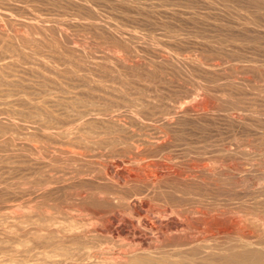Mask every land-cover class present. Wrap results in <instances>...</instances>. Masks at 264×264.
I'll return each mask as SVG.
<instances>
[{
  "label": "rangeland",
  "instance_id": "374dc122",
  "mask_svg": "<svg viewBox=\"0 0 264 264\" xmlns=\"http://www.w3.org/2000/svg\"><path fill=\"white\" fill-rule=\"evenodd\" d=\"M3 1L5 2V4L3 3ZM37 1L36 0L35 1L34 0H29V1L28 0H0V8H1L0 9V30H2V31L5 30L4 32H6V34L8 33L9 36L12 34L11 37H8L7 35H4V37H0V41L1 42L3 41V43H4L3 44L0 42V45H1L0 46V67H1L0 73H2V76L0 74V77H2V78H0V81H1L0 82V88H1L0 98L2 96V98L0 99V109H2V111H0V114H4V111H5V114L8 115V116L0 115V117L2 116V119L0 118L1 119L0 120L1 121L0 126L4 123L3 127L1 126V128H0L1 132H3V133L0 132V137L2 138V140L0 138V143H1L0 145L3 146V147L0 146V151H1L0 154H2V152L6 151V150H7V152H9V153L6 152L5 154L3 152L4 156H2L3 154L0 155L1 156L0 157V160H1L0 161V164H1L0 168H2V169H0L1 170L0 171V176H1L0 179L2 178L0 181V186H1L0 191H2L3 188L5 187L4 191L0 192L1 196H3V197L0 196V207L2 206L0 208V212H1L0 213V222H1L0 225L2 226L3 223H4L3 227L4 226L7 227L8 225H10V227L9 226L7 227V230L5 227L3 228L0 226L1 236H3V238H5V239L8 238L5 240L0 236V239H1L0 240V250L1 251L3 250V252L0 251V255L3 254L0 256V258L4 257V258L15 259V260L25 259L27 261H29V259L30 260L33 259L32 260L33 263L41 262V259L39 258L40 253H38L40 251L39 249H41V248H38L39 247V244L37 243L38 241L33 240L35 238H33L32 233L29 234L30 229L32 230L31 226H35L34 225L35 223H33V222L38 217L37 216L38 212L41 213V215L43 214L42 216H44L46 214L43 212L49 211V213H51V214H54V215L57 214V219L59 222H60V220H62L61 219V217H62V218H64V220H62V223H65V222L69 223L71 220L70 216L73 214L79 213L77 216L76 215H73V216H75V217H84L85 216L84 218H86V217L89 218V216H91V211L93 209H97V208L101 209L102 207L103 208L109 207L110 204L108 203L109 204L108 205L107 202H102V201L98 200L96 198L97 197L96 194L90 195V197L84 198L83 196L90 192L89 189L86 190L84 187H80L81 188L80 189L79 187L76 186L78 184L77 180L79 178L83 177L85 179V177L86 178L87 177H94V176L96 177L98 175L100 177V176L104 175V173H105L104 171H103L104 172L103 173L102 171H100V169L97 168V166H94V165L98 164V163H96L97 161H99V160L103 161L104 159L106 160V162H111L112 160H114L112 162H114V166H117V168H120L122 166L120 168V169H122L124 166L130 170L133 169L132 170L133 172L138 171L139 173H142L143 171H145V170H143V168H146L145 164L148 162H151V161L157 162V163L162 164V165L165 162H171L172 161L171 163L174 165L175 168L177 167L178 169L180 168L182 170H186V168L188 169L189 164L195 166V164L199 165V164H202L204 162H207V163L210 162V164H212V165H216V164L221 165V167L223 168V171L220 174L219 173L217 174V175H221V176H216V174H215L212 178H209V180L210 179L211 180H210V183H208L207 185L205 184V182H202V179L207 180L208 177H204V178L201 177L200 179H198V180H200V182L196 181L195 184H193L194 186L191 185L192 187L182 186L177 180L176 181L179 184L177 182H175L174 178H173L174 180L172 178L169 179V182L171 180H173V182L171 181V183H174V184L170 183V185L167 187L168 192H166L165 195L168 197H174V198L176 197L175 199H178L180 196V198L178 199L179 201H177V202L180 203L181 205L183 204L182 206H184V207H194L197 205L198 206L199 205H202V206L205 205V206H208V207L213 208V209L219 210V208H220V210L225 211L227 214V217H225V220L224 219L222 220V221H224V223L226 222L227 227H230L229 225H231V223L229 224V222H232V226H235L238 224V225L243 226V227L245 226V228L247 230L250 229L251 231L256 232V229L258 226L259 227L264 226V197H263L264 196V118H263L264 117V17H263L264 16V0H257V2H256V0H139V1L138 0H123V1L122 0H112V1L111 0H37ZM147 1H149V2L147 3ZM85 2H86V4H85ZM77 3H78V5H77ZM116 3H117V5H116ZM41 4H43V5L41 6ZM113 4L115 7H112ZM101 5H103V6H101ZM130 5L132 8H130ZM49 6H51V7H49ZM52 7H53V9H52ZM54 7H56V8H54ZM57 7H58V9H57ZM68 7L70 8V10ZM12 8H13V10H12ZM67 8H68V10H67ZM41 9H42V11H40ZM179 9H181V10H179ZM10 10H12V11H10ZM132 10H134V11L132 12ZM175 12H176V14H175ZM81 13H83V14H81ZM12 14H14V15H12ZM43 14H44V16H43ZM30 15H31V17H30ZM157 15H159V16H157ZM39 16H40V18H39ZM128 17H129V19H128ZM13 18H15V19H13ZM27 18H30V19L27 20ZM208 18H210V19H208ZM19 19L22 21H20ZM66 20L67 21L69 20V21L67 22ZM42 21H44V22H42ZM6 24H8V25H6ZM64 24H66V25H64ZM42 25H44L45 27ZM104 28L105 29L107 28V29L105 30ZM238 28H239V30H238ZM58 29H60V30H58ZM6 30H8V31H6ZM57 30L60 31V33ZM13 31H14V34H13ZM19 31L21 32V35H20ZM42 32L45 35H43ZM17 33H18V35H15ZM119 34H121V35H119ZM14 35H15V37H14ZM5 36H7L8 38H5ZM25 36H27L26 39H24ZM61 36H63V37H61ZM21 37H23V38H21ZM11 39H12V41L14 40L13 42H15V44L13 42L12 43L10 42ZM29 39H31V40L29 41ZM37 40H38V42H36L37 43L36 44L35 41H37ZM24 41H26V42L24 43ZM28 41H29V43H28ZM63 41H66L69 44V46H71L72 49L71 50L67 49V47H66V45H64ZM31 42H32V44H31ZM34 43H35V45H34ZM153 43H154V45H152ZM2 44L4 45L3 47H2ZM5 44L7 45V47L5 46ZM17 44H18L19 48H17L18 47ZM20 45H21V48H24L25 50L20 49ZM42 46L44 48H42ZM4 47H6L7 49H5ZM143 47H145V48H143ZM12 48L14 49V52H13ZM58 48H59V50H58ZM2 49H4V50H2ZM8 49H10V50L7 52ZM254 49H256V50H254ZM19 50H20L21 55H19L20 53H18ZM67 50L71 53H68ZM104 51H105V53H104ZM148 51H150V52H148ZM4 52L6 54H4ZM15 52H17V53H15ZM38 52H39L38 56H35V55H37L36 53H38ZM109 53L111 56H109ZM85 54H87V55H85ZM166 54H168V55H166ZM1 55H3V56H1ZM30 55H32V56H30ZM142 55H143V57H142ZM116 56H117V58L120 57L122 62H118L116 60L117 59ZM150 56L152 59L150 58ZM32 57H34V58H32ZM97 57H99L100 59H97ZM105 57L107 59H105ZM84 58H86V59H84ZM108 58H110V59L108 60ZM111 58H113V59L111 60ZM156 58H158V59H156ZM165 58H166V60H165ZM182 58L184 60H182ZM114 59H115V61H114ZM162 59L165 61H162ZM123 60H125V61H123ZM112 61H114V62L112 63ZM116 61H117V63H116ZM85 62H87V63H85ZM89 62H90L89 66L91 68L86 65ZM123 62H125V63L127 62L128 66ZM115 63L119 64V65H117L118 67L116 66L117 68L116 67L113 68V66L116 65ZM94 64L98 65V66H93ZM122 64H125L124 67L122 66ZM129 64L133 67V70L130 68L131 66ZM211 64H213V65H211ZM2 65H4V67H2ZM140 65H142V68L140 67ZM125 66H127L128 68ZM215 66H216V68L218 67L219 69H216ZM5 67H7V69L4 71H1V70H3V68L5 69ZM93 67H98V68H93ZM168 67L170 70L168 69ZM211 67H213V68L211 69ZM102 69L103 70L105 69V70L103 71ZM184 69H185V71H184ZM131 70L134 73H132ZM162 70H164V71H162ZM223 70H225V71H223ZM7 71H8V73H7ZM150 72H151V75H150ZM6 73L7 74L10 73L9 74L10 76L7 75ZM129 73L132 75H130ZM221 75H223L224 77H222ZM5 76H6L7 80H5V78H3ZM22 76H23V78H22ZM154 76H155V78H154ZM218 76H221V77H218ZM188 77H189V79H188ZM165 78L167 80V83H166ZM8 80H9V82H8ZM48 80H49V82H48ZM109 80H111V81H109ZM5 82L7 84H5ZM124 83H126V84L124 85ZM1 84L3 86H1ZM32 84H33V86H32ZM40 84H41V86H40ZM133 88H134V90H133ZM187 88H189V89H187ZM42 89L45 91H43ZM118 89H120V90H118ZM113 90H115V91H113ZM4 91L6 93H4ZM22 91H23V93H22ZM46 91H48V92H46ZM169 91L171 93H169ZM10 92L11 93L13 92V94L14 93L15 94L11 95ZM4 95L5 96L7 95L6 96L7 98L4 97ZM171 95H173V96H171ZM64 96H66V98ZM119 96L123 97V98H120ZM8 97H10V98L12 97V98L10 99ZM19 97H21V98H19ZM39 97H41V98H39ZM48 97H50V99ZM33 98H36V99L34 100ZM2 99H4V100H2ZM5 99H7V100H5ZM25 99L28 100L29 102H31V104L27 103L28 101H26ZM141 99H143V100H141ZM176 99H177V101H176ZM8 100L14 101V102H12V101L8 102L9 105H11L12 107L8 105V103H7ZM16 100H20V101L25 100V103H24V101L20 102V101H16ZM51 100H52V102H51ZM144 100H146L147 103L143 102ZM3 101H4V103H3ZM37 101H38V103H37ZM11 102L14 105L11 104ZM18 102H20L22 104L18 105L17 104ZM32 102H33V104H32ZM142 102H143V104H142ZM186 102L189 104H187ZM1 103H3V104H1ZM167 103H168V105H167ZM191 103H192V105H191ZM63 104H65L66 106ZM181 104H183V105L187 104V105L195 106V108L193 107L192 111L189 110L190 112L184 111L185 113L184 112L182 113L183 117L181 116V114H179L180 116H177L176 115L177 111L180 112V110H181V107H180V106H182ZM20 105H22L23 107ZM47 105L48 106L50 105V107H48ZM157 105H158V107H157ZM2 106H4V107H2ZM19 106H20V108H18ZM32 106H34V107H32ZM64 106L66 107V109L64 108ZM142 106H144V107H142ZM24 107H25V109H23ZM209 107H211L212 110ZM11 108H13V109H11ZM27 108L28 109L30 108L32 111H28V113L25 115L29 114L32 116V118L30 117L29 119H27V116H26L25 121L27 122V120H28L29 123L31 122L30 123L31 125L28 122L26 123L24 120L22 121V119H24L22 117L25 116L23 114V112L26 113L28 110ZM45 108H47V109H45ZM72 108H73V110H72ZM18 109H19V111L21 110L20 112H22V114L17 111ZM41 109L43 111L44 110L45 111L43 112V111H41ZM9 110L12 111V113L9 112ZM15 110H16V112H18L20 114L15 113ZM99 110H101V111H99ZM160 110H161V112H160ZM7 111H8V113H7ZM34 111H35V113H33ZM174 111H176V112H174ZM31 112L33 115L30 114ZM37 112L41 113V114H38ZM45 112L48 114L45 117L46 120L44 119L43 116H40V118H39V115H45ZM14 113H15V115L16 114H18V115L15 116ZM236 113H238V114H236ZM36 114H38V116ZM74 114H76V115H74ZM153 114H155V115H153ZM202 114H204V115H202ZM68 115H70V116L72 115V116L70 117ZM174 115H176V117ZM207 115H209V116H207ZM56 116L58 118H56ZM104 116H106V118ZM108 116L110 119L107 118ZM9 117H12V119H9ZM51 117L52 118L54 117L55 119L54 118L53 119L55 121L57 119V121L56 122L53 121ZM102 117H103V119H102ZM139 117H142V118H139ZM206 117L207 118L209 117V119L206 120L207 119ZM210 117H212V118H210ZM42 118L44 119L46 124H45V122L43 123ZM49 118L52 121L49 120ZM73 118H75V119H73ZM3 119H5V120L3 121ZM104 119H107V120H104ZM111 119H113V121L119 120L118 122H120L122 120L120 123L121 124L124 123V125H126V129L128 128L130 130V128H131L130 131H128V129H127V131L130 132V133H128L129 135L124 133L123 130L120 131V128L119 129L115 128L111 122L112 121ZM10 120L16 121L17 123H15L13 121H11V122H13L12 124L5 123V122L10 121ZM18 120H20V121H18ZM33 120L34 121L37 120V122H35L36 124L34 123ZM100 120H101V122H100ZM134 120H135V122H134ZM143 120H145V121H143ZM58 121H61V122L58 123ZM108 121H110V122H108ZM179 121H181V122H179ZM165 122H166V124H165ZM126 123H128L130 126ZM131 123H132V125H131ZM169 124H171V125H169ZM12 125H14V126H12ZM44 125H46V127ZM9 126L12 128L11 130H10ZM23 126H24V128H23ZM41 126H42V129H41ZM98 126H100V127H98ZM173 126H175V127H173ZM221 126H223V127H221ZM43 127L45 128V130H43L44 129ZM104 127H105V129H104ZM171 127H172V129L175 130V132H174L175 135L173 134V136L169 138V139L174 138L173 140L171 139L173 143L170 144L171 146L169 145L170 148H166L167 150L166 149H165V151L162 150L164 153L162 151H160V152H158L159 154H157V155L153 154L154 156H152V154L151 155L150 154L142 155L143 158H138V160L143 159L142 162L140 160L139 163L134 162V161L132 163V161L128 159V158L132 157L131 156L132 153H129V155H130L129 156L128 152H127V156L124 155L125 156L124 158H122L123 157L122 154H120L121 156L118 154V153H121L120 149H126L127 148V145H128L127 142H129L127 140L128 136L131 137V135L134 136L136 134V136L138 135L139 137H142V136L146 135L147 133H148V135L150 134V135L154 136V135H156V133L158 134V131L166 130L167 128H171ZM7 128H9V129H7ZM60 128H61V130H59ZM63 128H65V130H67V131L63 130ZM67 128H69V129H67ZM5 129L8 131H6ZM37 129H39V130H37ZM47 129H49V130L46 131ZM51 129H54V130L52 131ZM16 130H17V132L19 131L20 133L19 132L16 133L15 132ZM21 130L23 133L21 132ZM72 130H74V132ZM118 130L120 132H118ZM137 130H139L140 133ZM38 131H40V132H38ZM43 131H45L46 133ZM49 131L51 132L52 135L49 134L50 133ZM56 131H58V132H56ZM61 131H63L62 132L63 134L61 133ZM131 131H133V132H131ZM8 132H9V134H8ZM36 132H37V134H36ZM47 132L49 134L48 137L46 136V135H48ZM52 132H54L55 135ZM67 132H69L68 135L65 134ZM113 132H115V133H113ZM122 132H123V137H121ZM206 132H207V134H206ZM4 133H6L7 135ZM11 133H14V134H11ZM38 133H40L41 137L38 135ZM76 133H78L80 135H78ZM92 133H93V135H92ZM132 133H134V134H132ZM1 134H3V135H1ZM113 134H115V136H113ZM116 134L119 135V138L117 137L118 135H116ZM11 135L13 137L10 138L9 136H11ZM72 135L75 137H73ZM76 135H78V136H76ZM2 136H4V138ZM7 136H8V139H7ZM80 136H83V138H80ZM114 137L117 140L111 139ZM200 137H201V139H200ZM59 138H61V139H59ZM123 138L126 139L127 142ZM131 138H128V139L131 141L138 139V137H136V139H135V137L133 139H131ZM3 139L8 140V144H6L7 141L3 140ZM10 139L12 141L14 140L13 144H12V141ZM69 139L73 140V141H77L76 145H75L76 147L74 146V144L69 145V142H68ZM82 139H84V140H82ZM86 139H88V140H86ZM121 139L124 143L126 142L127 144L122 143V141H120ZM113 140H114V142H112ZM1 141H3V143L5 142L4 143L5 145ZM41 141H42V143H41ZM115 141H118V142H115ZM18 142L19 143L21 142V144L16 146V144H18ZM66 142H68V145L71 148H73L76 151L82 152V155L84 154L82 156L84 159H81L84 161V163L80 159L77 160V162L73 161V162H71V164H68V165H61L60 163H55V165H52L51 167H49V170H48V167L38 168L35 165L30 166V165H32V163L29 160H23L22 159L24 156L23 150H24V152H26L28 150L27 152L29 153L30 152L29 149L33 148L32 146L36 145V146H40V147L45 148L46 147L45 145L48 144L47 148H51V147H53V144H54L55 146H59V145L61 146L62 145V147H63L64 146L63 144H65ZM32 143H34V145ZM79 143L81 145L83 143V145H82L83 147L80 146ZM89 143H92V144H89ZM113 143H115V145ZM117 143L119 144V146L117 145ZM24 144H25V146H23ZM26 144H29L31 147L26 146ZM6 145H8V146L10 145V146L7 148ZM21 145L24 148L21 147ZM68 145L66 143L65 147H68ZM78 145H79V149H78ZM84 145H85V147H84ZM11 146H12V148H11ZM19 146H20V148H19ZM115 146H117V147H115ZM1 147L4 150H2ZM17 147L20 150V152H18L16 155ZM104 147H107V148H104ZM26 148H29V149H26ZM90 148L91 149L94 148V150H91ZM118 148H120V149H118ZM88 149H89V151H88ZM115 149H117V150H115ZM13 150L15 153L12 152L10 154V151H13ZM104 150H105V152H104ZM108 150H109V152H106ZM110 151H112V152L110 153ZM173 151H175V152H173ZM101 152H102V154H101ZM168 152H170L171 154ZM115 153H117V154H115ZM13 154L16 155L17 157L12 156ZM103 154H105V155H103ZM86 155H89V157ZM116 155H117V158H116ZM147 155H150V156L148 157ZM5 157H10L12 160H10V158L4 159ZM14 157H16L15 160L17 159L18 162H17V160L16 161L13 160ZM18 157H19V159H18ZM120 157H121V159L127 160V161H125V163L120 164L118 166V165H116V163H117V160L119 161ZM20 158L22 160H20ZM166 158H171L172 160L167 161ZM207 158H208V160H207ZM144 159H146V160L144 161ZM187 159H188V161H187ZM7 160H10V162ZM181 160H183V161H181ZM3 161H5L4 162L5 164L1 163ZM21 161H27V162L24 163ZM28 161L30 164L28 163ZM85 161L86 162L88 161V162L86 163ZM19 162H21V164ZM92 162H94V163H92ZM187 162H189V163H187ZM7 163L10 165H8ZM80 163L83 164L84 166L81 165ZM129 163L132 164V166L131 165L128 166ZM3 164L5 167L8 166V169H9V171H11V173H12V171H15V170H16V172L18 171V173L13 172V174H15V176L17 175L15 177L16 179L13 178L14 177L13 174H12L13 176H11V174L9 173L10 174V176H9L8 171H7L8 169H7V167H6V169L4 168V166L2 167ZM24 164L26 167L23 166ZM19 165H22V166H19ZM69 165L71 167H69ZM17 166H19L21 168V170L19 169V167L17 168ZM11 167L13 169H11ZM23 167L25 170L23 169ZM27 167H29V168H27ZM33 167H34V169H38V171L34 170ZM54 167L55 168L57 167L56 169H58V171L54 170L55 169ZM93 167H94V170H92ZM31 168L33 171L31 170ZM136 168H140V169L136 170ZM59 169H60V171H59ZM81 169L84 170V172L79 173L78 170H81ZM50 170H52V172H49ZM86 170L90 171V172H87ZM98 170L101 173H99ZM2 171H4L5 173ZM19 171H22V172H19ZM34 171H37V172H34ZM69 171H71V172H69ZM92 171L95 173L91 174V173H93ZM64 173L68 174V176H65ZM127 173L128 172H124V175H127ZM1 174H4V175H1ZM44 174H46L48 179L46 178V176ZM56 174H58V175H56ZM86 174L88 176H86ZM43 175H44V177H43ZM80 175H81V177H80ZM89 175H92V176H89ZM7 176L9 178H7ZM21 176H23V179L21 178ZM27 176L29 178L30 177L31 178L28 179ZM49 176H51L50 178H53V180H56V181L59 179L57 181L58 183L56 181H55L56 182L55 183L52 180L53 184H51V185L54 186L55 188H53L51 186V188H52L51 189L50 187L47 186V184L43 183L45 181V179H46V181L51 180L49 178ZM63 176L65 178H63ZM11 177L13 178V181H12ZM18 177H19V179H17ZM54 177H56V178H54ZM72 177H74V178H72ZM99 177L98 178L96 177V178L100 179ZM40 178H41V180L43 179L42 183H40V181H41V180H39ZM75 178H77V179H75ZM215 178H217V179H215ZM9 179L13 183H11L9 181ZM73 179H74V181H72ZM212 179L214 181L215 180L216 181L214 182ZM5 180L7 182H5ZM233 180H234V183H233ZM15 181L16 182L19 181L21 184H18L19 182L16 183ZM61 181H64L65 183L64 182L61 183ZM68 182H70V183L75 182L76 187H74L73 184H70ZM216 183H217V186H216ZM6 184H8V186ZM12 184H14V185L12 186ZM71 185H73V186H71ZM208 185H210V186L213 185V186L210 187ZM11 186H12V189L14 188L13 190L11 189ZM56 186H57V188H56ZM198 186H200V188ZM6 187L10 188L11 192L7 191ZM177 187H178V189H177ZM20 188L23 191H21ZM33 188L35 189L34 191H33ZM83 188H84L85 192H84ZM15 189H17V190H15ZM36 189H39V191L37 192ZM55 189H58V190H56V192H55ZM61 189H62V191H61ZM193 189H194V191H193ZM203 189H205V190H203ZM14 190H15V194L13 193ZM18 190H19L20 195H17V194H19L17 192ZM45 190H47V191L50 190L51 192L48 191L49 194L44 195V193H47V191H45ZM5 191H7V192L5 193ZM57 191L60 192L59 193L60 196L58 195ZM204 191H206V192H204ZM222 191H225V192H223V194H222ZM23 192H24V195H23ZM41 192H43L42 193L43 195L41 194ZM53 192L56 194H54ZM184 192H186V193H184ZM8 193H11L13 196L8 194ZM207 193H208V195H207ZM21 194H22V196H21ZM28 194L30 195V197ZM32 194H33V196H32ZM34 194H36L37 196ZM175 194H176V196H175ZM6 195H10V196H12V198H10V196L8 197ZM14 195H16V196L14 197ZM5 196H6V198H5ZM23 196H25V197H23ZM110 196L112 197V195H110ZM177 196H178V198H177ZM113 197H115L117 200L122 199L120 196L116 197V195L115 196L113 195ZM181 197H182L183 201H181ZM202 197H204V198H202ZM3 198H5V200ZM13 198H16V200ZM22 198H24V200ZM50 198H51V200H50ZM187 198H189V199L187 200ZM212 198H213V200H212ZM2 199L5 202L8 199L7 203L12 202V207H9V206H11V203L9 205L8 204L5 205L4 202L1 203ZM77 199L80 201H78ZM30 200L31 201L34 200L35 203L32 201V203H33L32 204ZM42 200H45V203ZM46 200L47 201L50 200V202H52L54 200V202L49 203L51 205V207H50V205L46 206V203H48ZM74 200L76 202H74ZM186 200L188 203L186 202ZM190 200H193V201H190ZM205 200H207V201H205ZM27 201H29V202H27ZM184 201H185V203H184ZM42 202H43V204H42ZM57 202H60V203H57ZM119 202H120V205L116 207L117 211L121 215L127 217L128 211L123 209L124 206H122V205H124L125 200L124 199L122 201L118 200V203ZM99 203H101V204H99ZM210 203L213 205L211 206ZM1 204H3V205H1ZM44 204H45L47 209L45 208ZM52 204H55V205L57 204V206L55 207ZM104 204H105V206H104ZM165 204L166 203L164 202L163 199H161V200L159 198H158V200L152 199V202H150V205H148V207H146V208H148V209L152 208L151 209V211H152V210L157 209V207L158 208L164 207ZM189 204L190 205L192 204L193 206L192 205L190 206ZM209 204H210V206H209ZM27 205H30V206H27ZM5 206H7V207H5ZM83 206H84V208H83ZM120 206H122V207H120ZM8 207H9V209H8ZM86 207L87 208L89 207L91 209V211L89 210V208H88V210H86L87 209ZM48 208H50V210ZM51 208H53V209H51ZM121 208H122V210L120 211ZM34 209H38V210L36 211ZM76 210H78V211H76ZM3 212H4V214H3ZM5 212H7V213L9 212V213L5 214ZM10 212H11V214H10ZM32 213H34L36 215L32 216V215H34ZM59 213L62 215H60ZM17 214H18V216H17ZM12 215H14V216H12ZM21 215L23 216V218L25 220L24 224L19 223V221L14 220L15 216H16V218L19 217L20 219H23ZM82 215H84V216H82ZM25 217L27 219H25ZM58 217H60V218H58ZM231 217H233L232 220H231ZM65 218H67L68 222L65 220ZM226 218H228L229 221H228V219L226 221ZM30 219H32L31 220L32 224H31ZM13 220L18 224V226L15 225L16 224L15 222L13 223ZM36 220L38 221V219H36ZM216 220H217V222H216ZM218 220L219 219L215 218L214 223H213V219L211 222L213 224L222 222L221 220H219V221ZM233 220L237 224H235ZM238 220H239V223H238ZM9 221L10 222L12 221L11 222L12 227H11V224ZM63 221H65V222H63ZM27 222H28V224L29 223L30 224L29 225L26 224ZM7 223H8V225H6ZM13 225H15V226H13ZM23 225H24V227H22ZM26 225L28 227L30 225L31 226L28 228ZM26 227H27V229H26ZM13 228H14V230H13ZM16 228L19 231H17ZM19 228L21 229V232H23V233L20 232ZM22 228H23V230H22ZM11 230H12V232H11ZM8 231H10V232H8ZM26 232H28V233L26 234ZM2 233H3V235H2ZM19 234H21V235H19ZM8 235H10L11 237ZM20 236H21V238H24L26 236L29 243H26L24 241H23V243H21L20 240H18L20 238ZM9 237L12 239L13 238H15V239L12 240ZM101 237H99V238L100 239H106V238H103V236H101ZM235 237L231 236V238H233L231 241H235V239H237ZM26 238H24V239H26ZM117 238H115V241H113L114 239L110 240V238H109L108 240L106 239L107 241L106 240H104V241L98 240L101 243L98 241L97 242L99 245L101 244L100 245L101 247L99 246L101 248V250H103V251L105 250V252H106L111 247L119 248L122 244L129 241L128 238H123V237H117ZM227 238H228L227 240L230 241L231 238L229 236H227ZM9 239L11 241V243H10L11 246L9 244L10 241L8 242ZM3 241H4V243H3ZM116 241H117V243H116ZM12 243H13V245H12ZM111 243H113V244H111ZM17 245H19V246H17ZM36 245H38V247H36ZM12 246H14V247L16 246L15 249L17 247H19L20 248L19 251L12 248ZM106 248H108V249H106ZM22 249L24 251H26V253L24 251H22ZM262 249L264 250V247ZM263 250H260V254H262V255H260L261 257H259V255L257 256V258L255 259L256 262H254L255 264H264V260H263L264 251ZM12 251H14V252L16 251L15 252L16 255ZM31 251L32 252L36 251V252L32 253ZM226 251L224 252L225 254L224 253L222 254L223 257L225 256L223 258V260L221 258V262H224V264L231 262V261H228L229 256L233 255L230 259H236L237 258L234 251H230V250H226ZM228 252H230L231 254H229ZM10 253H12L15 258L13 257V255L11 257H9L11 255ZM17 253H20V254L18 255ZM29 253H31V255H33V256L29 255ZM226 253H227V255H229L228 257L226 255ZM243 253H244L243 255H245V256L246 255L249 256V254H250L251 256H249V258L253 256L249 252L248 253L243 252ZM26 254H27V256L29 255V257L30 256L31 257L30 258L28 257L29 259L25 258V257H27ZM240 254H242V253L240 252ZM17 255H18V257H17ZM23 255H25L24 258H23ZM225 258L226 259L228 258V260H226ZM258 258H260L261 261ZM36 259H38V262ZM250 260H251V258H250ZM32 261L31 262L29 261V262L32 263ZM232 262H231V264H232ZM45 263H43V264H45ZM254 263H252V264H254ZM46 264H50V263H48V261H47ZM233 264H236V261H234Z\"/></svg>",
  "mask_w": 264,
  "mask_h": 264
},
{
  "label": "bare ground",
  "instance_id": "6f19581e",
  "mask_svg": "<svg viewBox=\"0 0 264 264\" xmlns=\"http://www.w3.org/2000/svg\"><path fill=\"white\" fill-rule=\"evenodd\" d=\"M29 1V0H28ZM35 1V0H34ZM37 1V0H36ZM112 1V0H111ZM123 1V0H122ZM139 1V0H138ZM22 2V1H21ZM38 2V1H37ZM55 2V1H54ZM59 2V1H58ZM57 2V3H58ZM121 2V1H120ZM133 2V1H132ZM149 1H147V3H148ZM204 2V1H203ZM256 2H257V0H256ZM3 3L5 4V2L3 1ZM23 3V2H22ZM28 3V2H27ZM34 3V2H33ZM43 3V2H42ZM100 3V2H99ZM98 3V4H99ZM105 3V2H104ZM118 3V2H117ZM117 3H116V5H117ZM125 3V2H124ZM155 3V2H154ZM153 3V4H154ZM247 3V2H246ZM7 4V3H6ZM51 4V3H50ZM56 4V3H55ZM59 4V3H58ZM68 4V3H67ZM72 4V3H71ZM85 4H86V2H85ZM142 4V3H141ZM161 4V3H160ZM165 4V3H164ZM191 4V3H190ZM17 5V4H16ZM28 5V4H27ZM43 4H41V6H42ZM77 5H78V3H77ZM80 5V4H79ZM89 5V4H88ZM93 5V4H92ZM135 5V4H134ZM144 5V4H143ZM223 5V4H222ZM29 6V5H28ZM27 6V7H28ZM39 6V5H38ZM47 6V5H46ZM52 6V5H51ZM51 6H49V7H51ZM68 6V5H67ZM73 6V5H72ZM76 6V5H75ZM81 6V5H80ZM101 6H103V5H101ZM120 6V5H119ZM141 6V5H140ZM139 6V7H140ZM148 6V5H147ZM189 6V5H188ZM238 6V5H237ZM12 7V6H11ZM20 7V6H19ZM23 7V6H22ZM21 7V8H22ZM48 7V6H47ZM112 7H115L114 6V4H113V6ZM123 7V6H122ZM136 7V6H135ZM151 7V6H150ZM153 7V6H152ZM54 8H56V7H54ZM69 8V7H68ZM68 8H67V10H68ZM120 8V7H119ZM118 8V9H119ZM130 8H132L131 7V5H130ZM148 8V7H147ZM154 8V7H153ZM157 8V7H156ZM201 8V7H200ZM227 8V7H226ZM251 8V7H250ZM1 9V8H0ZM7 9V8H6ZM16 9V8H15ZM48 9V8H47ZM46 9V10H47ZM52 9H53V7H52ZM57 9H58V7H57ZM109 9V8H108ZM123 9V8H122ZM146 9V8H145ZM199 9V8H198ZM241 9V8H240ZM12 10H13V8H12ZM12 10H10V11H12ZM34 10V9H33ZM39 10V9H38ZM69 10H70V8H69ZM75 10V9H74ZM88 10V9H87ZM114 10V9H113ZM117 10V9H116ZM131 10V9H130ZM135 10V9H134ZM134 10H132V12L134 11ZM139 10V9H138ZM176 10V9H175ZM179 10H181V9H179ZM221 10V9H220ZM227 10V9H226ZM229 10V9H228ZM249 10V9H248ZM26 11V10H25ZM31 11V10H30ZM40 11H42V9L40 10ZM73 11V10H72ZM81 11V10H80ZM98 11V10H97ZM104 11V10H103ZM183 11V10H182ZM212 11V10H211ZM261 11V10H260ZM131 12V11H130ZM163 12V11H162ZM179 12V11H178ZM24 13V12H23ZM27 13V12H26ZM128 13V12H127ZM135 13V12H134ZM241 13V12H240ZM35 14V13H34ZM81 14H83V13H81ZM96 14V13H95ZM111 14V13H110ZM141 14V13H140ZM173 14V13H172ZM175 14H176V12H175ZM182 14V13H181ZM12 15H14V14H12ZM20 15V14H19ZM33 15V14H32ZM226 15V14H225ZM43 16H44V14H43ZM54 16V15H53ZM63 16V15H62ZM113 16V15H112ZM111 16V17H112ZM151 16V15H150ZM157 16H159V15H157ZM156 16V17H157ZM177 16V15H176ZM15 17V16H14ZM20 17V16H19ZM30 17H31V15H30ZM36 17V16H35ZM70 17V16H69ZM83 17V16H82ZM175 17V16H174ZM190 17V16H189ZM221 17V16H220ZM264 17V16H263ZM22 18V17H21ZM39 18H40V16H39ZM105 18V17H104ZM219 18V17H218ZM13 19H15V18H13ZM30 18H27V20H29ZM36 19V18H35ZM34 19V20H35ZM45 19V18H44ZM106 19V18H105ZM128 19H129V17H128ZM136 19V18H135ZM208 19H210V18H208ZM5 20V19H4ZM20 20V19H19ZM40 20V19H39ZM88 20V19H87ZM7 21V20H6ZM20 21H22V20H20ZM67 21V20H66ZM69 21V20H68ZM67 21V22H68ZM72 21V20H71ZM107 21V20H106ZM186 21V20H185ZM195 21V20H194ZM217 21V20H216ZM42 22H44V21H42ZM47 22V21H46ZM60 22V21H59ZM238 22V21H237ZM8 23V22H7ZM26 23V22H25ZM33 23V22H32ZM71 23V22H70ZM107 23V22H106ZM158 23V22H157ZM162 23V22H161ZM207 23V22H206ZM53 24V23H52ZM68 24V23H67ZM76 24V23H75ZM108 24V23H107ZM117 24V23H116ZM6 25H8V24H6ZM64 25H66V24H64ZM79 25V24H78ZM84 25V24H83ZM129 25V24H128ZM42 26H44V25H42ZM69 26V25H68ZM110 26V25H109ZM228 26V25H227ZM8 27V26H7ZM12 27V26H11ZM10 27V28H11ZM45 27V26H44ZM83 27V26H82ZM143 27V26H142ZM197 27V26H196ZM9 28V27H8ZM47 28V27H46ZM189 28V27H188ZM2 29V28H1ZM4 29V28H3ZM12 29V28H11ZM19 29V28H18ZM48 29V28H47ZM83 29V28H82ZM99 29V28H98ZM102 29V28H101ZM105 29V28H104ZM107 29V28H106ZM105 29V30H106ZM232 29V28H231ZM234 29V28H233ZM25 30V29H24ZM55 30V29H54ZM58 30H60V29H58ZM57 30V31H58ZM86 30V29H85ZM117 30V29H116ZM238 30H239V28H238ZM5 31V30H4ZM4 31H2V30H0V37H4V35H7L8 37H11V35L9 36V34L7 33L6 34V32H4ZM6 31H8V30H6ZM16 31V30H15ZM50 31V30H49ZM112 31V30H111ZM244 31V30H243ZM20 32V31H19ZM31 32V31H30ZM59 33H60V31H58ZM126 32V31H125ZM257 32V31H256ZM29 33V32H28ZM37 33V32H36ZM43 33V32H42ZM51 33V32H50ZM58 33V34H59ZM254 33V32H253ZM13 34H14V31H13ZM114 34V33H113ZM224 34V33H223ZM239 34V33H238ZM15 35H18V33L17 34H15ZM15 35H14V37H15ZM20 35H21V32H20ZM19 35V36H20ZM23 35V34H22ZM43 35H45L44 33H43ZM119 35H121V34H119ZM246 35V34H245ZM255 35V34H254ZM7 36H5V38H8ZM256 36V35H255ZM254 36V37H255ZM26 37L27 36H25V38L24 39H26ZM31 37V36H30ZM38 37V36H37ZM40 37V36H39ZM61 37H63V36H61ZM70 37V36H69ZM253 37V36H252ZM21 38H23V37H21ZM36 38V37H35ZM99 38V37H98ZM218 38V37H217ZM216 38V39H217ZM71 39V38H70ZM133 39V38H132ZM136 39V38H135ZM149 39V38H148ZM172 39V38H171ZM251 39V38H250ZM31 39H29V41H30ZM33 40V39H32ZM58 40V39H57ZM105 40V39H104ZM109 40V39H108ZM146 40V39H145ZM153 40V39H152ZM14 41V40H13ZM12 41V39L10 40V42L12 43L13 42ZM29 41H28V43H29ZM42 41V40H41ZM74 41V40H73ZM137 41V40H136ZM1 42V41H0ZM26 41H24V43H25ZM36 42H38V40L37 41H35V43ZM52 42V41H51ZM64 42V45H66V47H67V49H69V50H71L72 48H71V46H69V44L66 42V41H63ZM71 42V41H70ZM165 42V41H164ZM182 42V41H181ZM213 42V41H212ZM1 43H3V41L1 42ZM14 44H15V42H13ZM19 43V42H18ZM35 43H34V45H35ZM124 43V42H123ZM138 43V42H137ZM151 43V42H150ZM149 43V44H150ZM204 43V42H203ZM4 44V43H3ZM2 44V47L4 46ZM31 44H32V42H31ZM37 44V43H36ZM39 44V43H38ZM40 45V44H39ZM49 45V44H48ZM152 45H154V43L152 44ZM230 45V44H229ZM1 46V45H0ZM5 46L7 47V45L5 44ZM17 46H18V44H17ZM73 46V45H72ZM151 46V45H150ZM1 47V48H2ZM6 47H4L5 49H7ZM16 47V46H15ZM79 47V46H78ZM85 47V46H84ZM252 47V46H251ZM10 48V47H9ZM17 48H19V46L17 47ZM26 48V47H25ZM42 48H44L43 46H42ZM83 48V47H82ZM125 48V47H124ZM142 48V47H141ZM143 48H145V47H143ZM159 48V47H158ZM162 48V47H161ZM189 48V47H188ZM196 48V47H195ZM20 49H24V48H21V45H20ZM38 49V48H37ZM46 49V48H45ZM62 49V48H61ZM97 49V48H96ZM132 49V48H131ZM2 50H4V49H2ZM10 49H8L7 50V52L9 51ZM12 50H13V52H14V49L12 48ZM18 50V49H17ZM25 50V49H24ZM31 50V49H30ZM29 50V51H30ZM41 50V49H40ZM44 50V49H43ZM58 50H59V48H58ZM83 50V49H82ZM81 50V51H82ZM230 50V49H229ZM254 50H256V49H254ZM68 51V50H67ZM66 51V52H67ZM75 51V50H74ZM106 51V50H105ZM105 51H104V53H105ZM161 51V50H160ZM248 51V50H247ZM250 51V50H249ZM259 51V50H258ZM36 52V51H35ZM53 52V51H52ZM103 52V51H102ZM148 52H150V51H148ZM147 52V53H148ZM165 52V51H164ZM193 52V51H192ZM254 52V51H253ZM15 53H17V52H15ZM18 53H20V50H19V52ZM34 53V52H33ZM68 53H71V52H69L68 51ZM114 53V52H113ZM134 53V52H133ZM144 53V52H143ZM146 53V52H145ZM245 53V52H244ZM4 54H6L5 52H4ZM28 54V53H27ZM37 55H35V56H38V54H39V52L38 53H36ZM60 54V53H59ZM154 54V53H153ZM152 54V55H153ZM171 54V53H170ZM186 54V53H185ZM18 55V54H17ZM16 55V56H17ZM19 55H21V53L19 54ZM58 55V54H57ZM61 55V54H60ZM85 55H87V54H85ZM155 55V54H154ZM166 55H168V54H166ZM225 55V54H224ZM1 56H3V55H1ZM5 56V55H4ZM30 56H32V55H30ZM75 56V55H74ZM81 56V55H80ZM109 56H111L110 55V53H109ZM121 56V55H120ZM165 56V55H164ZM190 56V55H189ZM239 56V55H238ZM256 56V55H255ZM6 57V56H5ZM13 57V56H12ZM48 57V56H47ZM52 57V56H51ZM56 57V56H55ZM86 57V56H85ZM108 57V56H107ZM142 57H143V55H142ZM147 57V56H146ZM155 57V56H154ZM153 57V58H154ZM161 57V56H160ZM163 57V56H162ZM206 57V56H205ZM241 57V56H240ZM22 58V57H21ZM32 58H34V57H32ZM59 58V57H58ZM70 58V57H69ZM87 58V57H86ZM86 58H84V59H86ZM104 58V57H103ZM115 58V57H114ZM116 58H117V56H116ZM115 58V59H116ZM150 58H151V56H150ZM168 58V57H167ZM175 58V57H174ZM233 58V57H232ZM244 58V57H243ZM9 59V58H8ZM23 59V58H22ZM51 59V58H50ZM56 59V58H55ZM90 59V58H89ZM97 59H100L99 57H97ZM105 59H107L106 57H105ZM110 58H108V60H109ZM113 58H111V60H112ZM115 59H114V61H115ZM123 59V58H122ZM152 59V58H151ZM156 59H158V58H156ZM169 59V58H168ZM173 59V58H172ZM5 60V59H4ZM7 60V59H6ZM35 60V59H34ZM92 60V59H91ZM118 62H122L121 61V58L119 57V58H117L116 59ZM165 60H166V58H165ZM165 60H163L162 59V61H165ZM170 60V59H169ZM174 60V59H173ZM177 60V59H176ZM175 60V61H176ZM182 60H184L183 58H182ZM13 61V60H12ZM63 61V60H62ZM104 61V60H103ZM114 61H112V63L114 62ZM117 61H116V63H117ZM123 61H125V60H123ZM139 61V60H138ZM172 61V60H171ZM178 61V60H177ZM66 62V61H65ZM108 62V61H107ZM110 62V61H109ZM130 62V61H129ZM142 62V61H141ZM219 62V61H218ZM63 63V62H62ZM85 63H87V62H85ZM115 63V64H116ZM123 63H125V62H123ZM139 63V62H138ZM153 63V62H152ZM181 63V62H180ZM198 63V62H197ZM60 64V63H59ZM77 64V63H76ZM89 64H90V62L88 63V64H86L87 66H89ZM93 64V63H92ZM126 65L128 64L127 62L125 63ZM125 64H122V66L124 67V65ZM156 64V63H155ZM164 64V63H163ZM179 64V63H178ZM190 64V63H189ZM227 64V63H226ZM11 65V64H10ZM75 65V64H74ZM113 65V64H112ZM117 65H119V64H116V65H114L113 66V68H115ZM121 65V64H120ZM130 65V64H129ZM139 65V64H138ZM211 65H213V64H211ZM257 65V64H256ZM6 66V65H5ZM78 66V65H77ZM93 66H98V65H93ZM128 66V65H127ZM127 66H125V67H127ZM131 66V65H130ZM134 66V65H133ZM155 66V65H154ZM168 66V65H167ZM182 66V65H181ZM186 66V65H185ZM2 67H4V65H2ZM43 67V66H42ZM90 67V66H89ZM118 67V66H117ZM116 67V68H117ZM137 67V66H136ZM140 67L142 68V65H140ZM151 67V66H150ZM184 67V66H183ZM188 67V66H187ZM1 68V67H0ZM91 68V67H90ZM93 68H98V67H93ZM128 68V67H127ZM126 68V69H127ZM132 70H133V67L131 66L130 67ZM206 68V67H205ZM213 67H211V69H212ZM215 68H216V66H215ZM7 69V67H5V69L3 68V70H1V71H4V70H6ZM12 69V68H11ZM26 69V68H25ZM84 69V68H83ZM149 69V68H148ZM147 69V70H148ZM168 69H169V67H168ZM183 69V68H182ZM190 69V68H189ZM204 69V68H203ZM216 69H219L218 67L216 68ZM215 69V70H216ZM17 70V69H16ZM103 70V69H102ZM105 70V69H104ZM103 70V71H104ZM132 70H131V72H132ZM170 70V69H169ZM181 70V69H180ZM197 70V69H196ZM207 70V69H206ZM14 71V70H13ZM23 71V70H22ZM49 71V70H48ZM127 71V70H126ZM162 71H164V70H162ZM184 71H185V69H184ZM199 71V70H198ZM208 71V70H207ZM214 71V70H213ZM222 71V70H221ZM223 71H225V70H223ZM230 71V70H229ZM247 71V70H246ZM20 72V71H19ZM25 72V71H24ZM35 72V71H34ZM69 72V71H68ZM89 72V71H88ZM128 72V71H127ZM130 72V73H131ZM139 72V71H138ZM137 72V73H138ZM141 72V71H140ZM147 72V71H146ZM180 72V71H179ZM4 73V72H3ZM7 73H8V71H7ZM6 73V74H7ZM27 73V72H26ZM37 73V72H36ZM129 73V74H130ZM132 73H134V72H132ZM169 73V72H168ZM182 73V72H181ZM208 73V72H207ZM237 73V72H236ZM244 73V72H243ZM1 74V76H2V73H0ZM10 74V73H9ZM9 74H7V75H9ZM28 74V73H27ZM51 74V73H50ZM143 74V73H142ZM149 74V73H148ZM170 74V73H169ZM176 74V73H175ZM195 74V73H194ZM214 74V73H213ZM4 75V74H3ZM13 75V74H12ZM56 75V74H55ZM62 75V74H61ZM95 75V74H94ZM97 75V74H96ZM99 75V74H98ZM112 75V74H111ZM110 75V76H111ZM117 75V74H116ZM130 75H132V74H130ZM150 75H151V72H150ZM157 75V74H156ZM190 75V74H189ZM246 75V74H245ZM10 76V75H9ZM8 76V77H9ZM75 76V75H74ZM101 76V75H100ZM104 76V75H103ZM102 76V77H103ZM142 76V75H141ZM144 76V75H143ZM162 76V75H161ZM168 76V75H167ZM214 76V75H213ZM222 77H224L223 75H221ZM221 76H218V77H221ZM99 77V76H98ZM101 77V78H102ZM148 77V76H147ZM203 77V76H202ZM212 77V76H211ZM0 78H2V77H0ZM3 78H5V80H7L6 79V76L5 77H3ZM22 78H23V76H22ZM44 78V77H43ZM108 78V77H107ZM110 78V77H109ZM137 78V77H136ZM154 78H155V76H154ZM195 78V77H194ZM145 79V78H144ZM184 79V78H183ZM188 79H189V77H188ZM202 79V78H201ZM205 79V78H204ZM239 79V78H238ZM15 80V79H14ZM47 80V79H46ZM56 80V79H55ZM70 80V79H69ZM123 80V79H122ZM139 80V79H138ZM150 80V79H149ZM159 80V79H158ZM165 80H166V78H165ZM221 80V79H220ZM3 81V80H2ZM35 81V80H34ZM53 81V80H52ZM74 81V80H73ZM106 81V80H105ZM104 81V82H105ZM109 81H111V80H109ZM119 81V80H118ZM121 81V80H120ZM160 81V80H159ZM192 81V80H191ZM212 81V80H211ZM214 81V80H213ZM222 81V80H221ZM1 82V81H0ZM4 82V81H3ZM7 82V81H6ZM5 82V84H7ZM8 82H9V80H8ZM15 82V81H14ZM42 82V81H41ZM48 82H49V80H48ZM57 82V81H56ZM89 82V81H88ZM124 82V81H123ZM129 82V81H128ZM141 82V81H140ZM244 82V81H243ZM83 83V82H82ZM122 83V82H121ZM166 83H167V80H166ZM171 83V82H170ZM206 83V82H205ZM3 84V83H2ZM1 84V86H3ZM11 84V83H10ZM24 84V83H23ZM57 84V83H56ZM63 84V83H62ZM69 84V83H68ZM91 84V83H90ZM120 84V83H119ZM126 83H124V85H125ZM140 84V83H139ZM138 84V85H139ZM143 84V83H142ZM174 84V83H173ZM21 85V84H20ZM85 85V84H84ZM88 85V84H87ZM110 85V84H109ZM128 85V84H127ZM179 85V84H178ZM19 86V85H18ZM32 86H33V84H32ZM40 86H41V84H40ZM56 86V85H55ZM54 86V87H55ZM122 86V85H121ZM144 86V85H143ZM147 86V85H146ZM191 86V85H190ZM197 86V85H196ZM47 87V86H46ZM77 87V86H76ZM91 87V86H90ZM217 87V86H216ZM230 87V86H229ZM4 88V87H3ZM2 88V89H3ZM32 88V87H31ZM53 88V87H52ZM75 88V87H74ZM73 88V89H74ZM97 88V87H96ZM102 88V87H101ZM100 88V89H101ZM143 88V87H142ZM147 88V87H146ZM149 88V87H148ZM24 89V88H23ZM27 89V88H26ZM51 89V88H50ZM104 89V88H103ZM116 89V88H115ZM126 89V88H125ZM131 89V88H130ZM138 89V88H137ZM141 89V88H140ZM187 89H189V88H187ZM212 89V88H211ZM217 89V88H216ZM43 90V89H42ZM47 90V89H46ZM62 90V89H61ZM95 90V89H94ZM102 90V89H101ZM118 90H120V89H118ZM129 90V89H128ZM133 90H134V88H133ZM151 90V89H150ZM149 90V91H150ZM172 90V89H171ZM209 90V89H208ZM213 90V89H212ZM231 90V89H230ZM0 91H1V88H0ZM3 91V90H2ZM34 91V90H33ZM43 91H45V90H43ZM113 91H115V90H113ZM178 91V90H177ZM189 91V90H188ZM227 91V90H226ZM9 92V91H8ZM16 92V91H15ZM25 92V91H24ZM41 92V91H40ZM46 92H48V91H46ZM83 92V91H82ZM118 92V91H117ZM120 92V91H119ZM221 92V91H220ZM1 93V92H0ZM4 93H6L5 91H4ZM18 93V92H17ZM20 93V92H19ZM22 93H23V91H22ZM43 93V92H42ZM41 93V94H42ZM108 93V92H107ZM116 93V92H115ZM132 93V92H131ZM137 93V92H136ZM169 93H171L170 91H169ZM175 93V92H174ZM10 94L11 95H14L13 94V92L11 93L10 92ZM38 94V93H37ZM40 94V93H39ZM85 94V93H84ZM83 94V95H84ZM139 94V93H138ZM184 94V93H183ZM8 95V94H7ZM6 95V96H7ZM24 95V94H23ZM94 95V94H93ZM119 95V94H118ZM5 95H4V97H6ZM9 96V95H8ZM16 96V95H15ZM14 96V97H15ZM44 96V95H43ZM46 96V95H45ZM88 96V95H87ZM148 96V95H147ZM167 96V95H166ZM171 96H173V95H171ZM186 96V95H185ZM224 96V95H223ZM13 97V96H12ZM11 97V98H12ZM54 97V96H53ZM65 98H66V96H64ZM95 97V96H94ZM120 97V96H119ZM118 97V98H119ZM194 97V96H193ZM207 97V96H206ZM1 98H2V96H1ZM0 98V99H1ZM7 98V97H6ZM8 98H10V97H8ZM10 98V99H11ZM19 98H21V97H19ZM18 98V99H19ZM32 98V97H31ZM39 98H41V97H39ZM46 98V97H45ZM49 99H50V97H48ZM61 98V97H60ZM70 98V97H69ZM97 98V97H96ZM102 98V97H101ZM120 98H123V97H120ZM126 98V97H125ZM169 98V97H168ZM34 100L36 99V98H33ZM2 100H4V99H2ZM5 100H7V99H5ZM26 100V99H25ZM25 100H23L24 101V103H25ZM78 100V99H77ZM107 100V99H106ZM126 100V99H125ZM141 100H143V99H141ZM154 100V99H153ZM187 100V99H186ZM226 100V99H225ZM10 101H12V100H10ZM9 100L7 101V103L8 102H10ZM16 101H20V100H16ZM15 101V102H16ZM23 101H20V102H23ZM26 101H28V100H26ZM46 101V100H45ZM48 101V100H47ZM109 101V100H108ZM127 101V100H126ZM169 101V100H168ZM176 101H177V99H176ZM216 101V100H215ZM6 102V101H5ZM12 102H14V101H12ZM11 102V104H13ZM20 102H18L17 104L19 105V104H22V103H20ZM40 102V101H39ZM49 102V101H48ZM47 102V103H48ZM51 102H52V100H51ZM59 102V101H58ZM130 102V101H129ZM143 102H146V100H144ZM143 102H142V104H143ZM149 102V101H148ZM185 102V101H184ZM3 103H4V101H3ZM3 103H1V104H3ZM6 103V104H7ZM23 103V104H24ZM27 103H30L31 104V102H27ZM37 103H38V101H37ZM76 103V102H75ZM101 103V102H100ZM114 103V102H113ZM134 103V102H133ZM147 103V102H146ZM187 103V102H186ZM16 104V103H15ZM32 104H33V102H32ZM52 104V103H51ZM83 104V103H82ZM95 104V103H94ZM93 104V105H94ZM104 104V103H103ZM102 104V105H103ZM108 104V103H107ZM136 104V103H135ZM174 104V103H173ZM187 104H189V103H187ZM183 105V104H181L182 106H180L181 107V110H180V112H178L177 111V116H180L179 114H181V116H182V113L185 111H192V108L194 107L195 108V106H191L192 105V103H191V105ZM194 104V103H193ZM217 104V103H216ZM5 105V104H4ZM8 105H9V103H8ZM14 105V104H13ZM29 105V104H28ZM37 105V104H36ZM63 105H65V104H63ZM86 105V104H85ZM122 105V104H121ZM129 105V104H128ZM131 105V104H130ZM145 105V104H144ZM154 105V104H153ZM165 105V104H164ZM167 105H168V103H167ZM170 105V104H169ZM196 105V104H195ZM9 106H11V105H9ZM20 106H22V105H20ZM20 106L18 107V108H20ZM25 106V105H24ZM48 106V105H47ZM61 106V105H60ZM59 106V107H60ZM66 106V105H65ZM64 106V108L66 109V107ZM71 106V105H70ZM96 106V105H95ZM110 106V105H109ZM119 106V105H118ZM136 106V105H135ZM138 106V105H137ZM141 106V105H140ZM171 106V105H170ZM2 107H4V106H2ZM12 107V106H11ZM15 107V106H14ZM23 107V106H22ZM21 107V108H22ZM32 107H34V106H32ZM48 107H50V105L48 106ZM84 107V106H83ZM100 107V106H99ZM104 107V106H103ZM142 107H144V106H142ZM156 107V106H155ZM157 107H158V105H157ZM172 107V106H171ZM218 107V106H217ZM9 108V107H8ZM7 108V109H8ZM116 108V107H115ZM114 108V109H115ZM122 108V107H121ZM130 108V107H129ZM140 108V107H139ZM151 108V107H150ZM167 108V107H166ZM178 108V107H177ZM176 108V109H177ZM209 108H211V107H209ZM5 109V108H4ZM3 109V110H4ZM10 109V108H9ZM11 109H13V108H11ZM23 109H25V107L23 108ZM28 109V108H27ZM26 109V110H27ZM30 109V108H29ZM27 110V112L26 113H24L23 112V114L25 115V114H27L28 113V111H32L31 109L30 110ZM37 109V108H36ZM40 109V108H39ZM38 109V110H39ZM45 109H47V108H45ZM54 109V108H53ZM52 109V110H53ZM90 109V108H89ZM93 109V108H92ZM117 109V108H116ZM127 109V108H126ZM216 109V108H215ZM6 110V109H5ZM25 110V111H26ZM64 110V109H63ZM62 110V111H63ZM72 110H73V108H72ZM71 110V111H72ZM98 110V109H97ZM107 110V109H106ZM112 110V109H111ZM135 110V109H134ZM175 110V109H174ZM211 110H212V108H211ZM219 110V109H218ZM0 111H2V109H0ZM18 112H20L19 111V109L17 110ZM23 111V110H22ZM41 111H43L42 109H41ZM45 111V110H44ZM43 111V112H44ZM49 111V110H48ZM76 111V110H75ZM83 111V110H82ZM99 111H101V110H99ZM143 111V110H142ZM141 111V112H142ZM189 111V112H190ZM197 111V110H196ZM9 112H11L12 113V111H10L9 110ZM18 112H16V110H15V113H18ZM39 112V111H38ZM37 112V113H38ZM50 112V111H49ZM65 112V111H64ZM84 112V111H83ZM90 112V111H89ZM154 112V111H153ZM160 112H161V110H160ZM174 112H176V111H174ZM184 112V113H185ZM199 112V111H198ZM223 112V111H222ZM7 113H8V111H7ZM15 113H14V115H15ZM21 114H22V112H20ZM20 113H18V114H20ZM33 113H35V111L33 112ZM75 113V112H74ZM96 113V112H95ZM203 113V112H202ZM211 113V112H210ZM18 114H16V115H18ZM30 114H32V112L30 113ZM38 114H41V113H38ZM38 114H36L37 116H38ZM50 114V113H49ZM69 114V113H68ZM77 114V113H76ZM76 114H74V115H76ZM88 114V113H87ZM90 114V113H89ZM158 114V113H157ZM164 114V113H163ZM196 114V113H195ZM198 114V113H197ZM214 114V113H213ZM236 114H238V113H236ZM0 115H6V116H8L7 114H5V111H4V114H0ZM15 115V116H16ZM23 115V116H24ZM33 115V114H32ZM35 115V116H36ZM46 115H48L46 112H45V115H39V118H40V116H43L44 117V119H45V117H46ZM52 115V114H51ZM81 115V114H80ZM85 115V114H84ZM98 115V114H97ZM114 115V114H113ZM136 115V114H135ZM153 115H155V114H153ZM176 115H174L175 117H176ZM189 115V114H188ZM202 115H204V114H202ZM201 115V116H202ZM240 115V114H239ZM11 116V115H10ZM27 116V119H29L30 117L32 118V116L31 115H25L24 117H22V118H24V119H22V121L24 120L25 121V117ZM29 116V117H28ZM53 116V115H52ZM68 116H70V115H68ZM72 116V115H71ZM70 116V117H71ZM87 116V115H86ZM111 116V115H110ZM199 116V115H198ZM207 116H209V115H207ZM234 116V115H233ZM250 116V115H249ZM4 117V116H3ZM79 117V116H78ZM105 118H106V116H104ZM125 117V116H124ZM173 117V116H172ZM183 117V116H182ZM205 117V116H204ZM238 117V116H237ZM1 119H2V116L0 117ZM15 118V117H14ZM19 118V117H18ZM21 118V117H20ZM35 118V117H34ZM38 118V119H39ZM48 118V117H47ZM52 118V117H51ZM54 118V117H53ZM52 118V120L53 121H55L54 119ZM56 118H58L57 116H56ZM107 118H109V116L107 117ZM112 118V117H111ZM116 118V117H115ZM139 118H142V117H139ZM162 118V117H161ZM169 118V117H168ZM207 118V117H206ZM210 118H212V117H210ZM231 118V117H230ZM248 118V117H247ZM264 118V117H263ZM0 119V120H1ZM9 119H12V117H9ZM37 119V120H38ZM43 119V118H42ZM44 119H43V123L45 122L44 121ZM73 119H75V118H73ZM72 119V120H73ZM102 119H103V117H102ZM110 119V118H109ZM182 119V118H181ZM190 119V118H189ZM209 119V117L206 119V120H208ZM239 119V118H238ZM251 119V118H250ZM5 119H3V121H4ZM37 120H33L34 121V123L35 122H37ZM46 120V119H45ZM49 120H51L50 118H49ZM51 120V121H52ZM71 120V119H70ZM104 120H107V119H104ZM112 121V124H113V126L115 127V128H120V131H122L123 130V132L124 133H126V134H128V133H130V132H128V131H130L131 130V128H130V130L128 129V131H127V129H126V125H124V123L123 124H121L120 122L122 121H120V122H118L117 120H115V121H113V119H111ZM126 120V119H125ZM136 120V119H135ZM135 120H134V122H135ZM147 120V119H146ZM177 120V119H176ZM195 120V119H194ZM213 120V119H212ZM243 120V119H242ZM11 121H13V120H10V121H7V122H5V123H7V124H12L13 122H15V123H17L16 121H13V122H11ZM18 121H20V120H18ZM56 121H57V119H56ZM55 121V122H56ZM74 121V120H73ZM72 121V122H73ZM76 121V120H75ZM83 121V120H82ZM98 121V120H97ZM140 121V120H139ZM143 121H145V120H143ZM211 121V120H210ZM258 121V120H257ZM26 122V121H25ZM27 122H28V120H27ZM26 122V123H27ZM59 122H61V121H58V123ZM100 122H101V120H100ZM108 122H110V121H108ZM138 122V121H137ZM179 122H181V121H179ZM204 122V121H203ZM208 122V121H207ZM206 122V123H207ZM0 123H1V121H0ZM14 123V124H15ZM29 123V122H28ZM31 123V122H30ZM29 123V124H30ZM33 123V124H34ZM42 123V124H43ZM64 123V122H63ZM78 123V122H77ZM170 123V122H169ZM4 124V123H3ZM3 124L1 125L2 127H3ZM36 124V123H35ZM38 124V123H37ZM45 124H46V122H45ZM65 124V123H64ZM73 124V123H72ZM91 124V123H90ZM126 124H128V123H126ZM165 124H166V122H165ZM178 124V123H177ZM18 125V124H17ZM31 125V124H30ZM29 125V126H30ZM57 125V124H56ZM76 125V124H75ZM102 125V124H101ZM109 125V124H108ZM129 125V124H128ZM131 125H132V123H131ZM169 125H171V124H169ZM176 125V124H175ZM179 125V124H178ZM219 125V124H218ZM223 125V124H222ZM1 126H0V128H1ZM6 126V125H5ZM11 126V125H10ZM9 126V127H10ZM12 126H14V125H12ZM27 126V125H26ZM36 126V125H35ZM38 126V125H37ZM45 127H46V125H44ZM82 126V125H81ZM80 126V127H81ZM112 126V125H111ZM112 126V127H113ZM130 126V125H129ZM204 126V125H203ZM247 126V125H246ZM18 127V126H17ZM16 127V128H17ZM20 127V126H19ZM22 127V126H21ZM40 127V126H39ZM66 127V126H65ZM98 127H100V126H98ZM103 127V126H102ZM101 127V128H102ZM137 127V126H136ZM173 127H175V126H173ZM184 127V126H183ZM201 127V126H200ZM221 127H223V126H221ZM5 128V127H4ZM23 128H24V126H23ZM27 128V127H26ZM25 128V129H26ZM29 128V127H28ZM44 128V127H43ZM50 128V127H49ZM71 128V127H70ZM88 128V127H87ZM100 128V129H101ZM134 128V127H133ZM166 128V127H165ZM3 129V128H2ZM7 129H9V128H7ZM12 128L10 127V130H11ZM15 129V128H14ZM22 129V128H21ZM31 129V128H30ZM41 129H42V126H41ZM40 129V130H41ZM67 129H69V128H67ZM76 129V128H75ZM104 129H105V127H104ZM114 129V128H113ZM208 129V128H207ZM4 130V129H3ZM6 130V129H5ZM20 130V129H19ZM37 130H39V129H37ZM43 130H45V128L43 129ZM49 129H47L46 131H48ZM52 131L54 130V129H51ZM57 130V129H56ZM59 130H61V128L59 129ZM63 130H65V128H63ZM80 130V129H79ZM83 130V129H82ZM115 130V129H114ZM150 130V129H149ZM183 130V129H182ZM209 130V129H208ZM207 130V131H208ZM220 130V129H219ZM6 131H8V130H6ZM13 131V130H12ZM27 131V130H26ZM42 131V130H41ZM65 131H67V130H65ZM64 131V132H65ZM69 131V130H68ZM73 132H74V130H72ZM90 131V130H89ZM92 131V130H91ZM108 131V130H107ZM110 131V130H109ZM119 130H118V132H120ZM135 131V130H134ZM137 131H139V130H137ZM217 131V130H216ZM0 132H1V130H0ZM14 132V131H13ZM16 133H18L17 132V130L15 131ZM21 132H22V130H21ZM32 132V131H31ZM38 132H40V131H38ZM43 132H45V131H43ZM50 132V131H49ZM56 132H58V131H56ZM63 131H61V133H62ZM70 132V131H69ZM69 132H67V133H65L66 135H68L69 134ZM96 132V131H95ZM104 132V131H103ZM123 132H122V136L121 137H123ZM131 132H133V131H131ZM174 132H175V130L174 129H172V127L171 128H167L166 130H161V131H158V134L156 133V135H148V133L146 134V135H144V136H142V137H139L138 135L136 136V134L133 136V135H131V137L130 136H128L127 137V140L130 142L131 140H129L128 138H131V139H133L134 137H135V139H136V137H138V139H136V140H134V141H131L130 143L129 142H127L126 141V139H124L127 143H128V145H127V148L126 149H120V148H118V149H120L121 150V153H118L119 155L120 154H122L123 155V157L122 158H124L125 156L124 155H126L127 156V152H128V155H129V153H132L131 154V158H128L129 160H131L132 161V163H133V161L134 162H137V163H139L140 162V160H138V158H143L142 157V155H146V154H152V156H154L153 154H159L158 152H160V151H162V150H164L165 151V149L166 148H170L169 147V145L170 144H172L173 142H172V140L174 139H169L170 137H172L173 136V134H174ZM181 132V131H180ZM186 132V131H185ZM211 132V131H210ZM213 132V131H212ZM227 132V131H226ZM1 133H3V132H1ZM20 133V132H19ZM23 133V132H22ZM35 133V132H34ZM46 133V132H45ZM53 134H54V132H52ZM60 133V132H59ZM71 133V132H70ZM106 133V132H105ZM113 133H115V132H113ZM117 133V132H116ZM135 133V132H134ZM134 133H132V134H134ZM139 133H140V131H139ZM138 133V134H139ZM205 133V132H204ZM209 133V132H208ZM4 134H6V133H4ZM8 134H9V132H8ZM11 134H14V133H11ZM36 134H37V132H36ZM47 134H48V132H47ZM49 134H51V132L49 133ZM49 134L48 135H46L47 137L49 136ZM63 134V133H62ZM76 134H78V133H76ZM90 134V133H89ZM98 134V133H97ZM104 134V133H103ZM145 134V133H144ZM194 134V133H193ZM206 134H207V132H206ZM1 135H3V134H1ZM7 135V134H6ZM32 135V134H31ZM34 135V134H33ZM38 135L40 136V133H38ZM52 135V134H51ZM55 135V134H54ZM78 135H80V134H78ZM78 135H76V136H78ZM92 135H93V133H92ZM99 135V134H98ZM97 135V136H98ZM116 135H118V134H116ZM175 135V134H174ZM189 135V134H188ZM202 135V134H201ZM215 135V134H214ZM218 135V134H217ZM30 136V135H29ZM37 136V135H36ZM38 136V137H39ZM43 136V135H42ZM45 136V135H44ZM57 136V135H56ZM73 136V135H72ZM113 136H115V134H113ZM125 136V135H124ZM141 136V135H140ZM208 136V135H207ZM210 136V135H209ZM3 138H4V136H2ZM6 137V136H5ZM10 138L11 137H13L12 135L11 136H9ZM34 137V136H33ZM41 137V136H40ZM73 137H75V136H73ZM99 137V136H98ZM112 137V136H111ZM118 138H119V135L117 136ZM197 137V136H196ZM1 138V137H0ZM50 138V137H49ZM56 138V137H55ZM80 138H83V136H80ZM79 138V139H80ZM105 138V137H104ZM180 138V137H179ZM7 139H8V136H7ZM13 139V138H12ZM25 139V138H24ZM47 139V138H46ZM51 139V138H50ZM59 139H61V138H59ZM111 139H115V140H117L115 137L114 138H111ZM200 139H201V137H200ZM1 140H2V138H1ZM3 140H6V139H3ZM11 140V139H10ZM16 140V139H15ZM30 140V139H29ZM48 140V139H47ZM46 140V141H47ZM57 140V139H56ZM63 140V139H62ZM66 140V139H65ZM82 140H84V139H82ZM81 140V141H82ZM86 140H88V139H86ZM7 141V143L6 144H8V140H6ZM12 141V140H11ZM14 141V140H13ZM13 141H12V144H13ZM22 141V140H21ZM54 141V140H53ZM103 141V140H102ZM119 141V140H118ZM118 141H115V142H118ZM120 141H122V139L120 140ZM195 141V140H194ZM2 143H3V141H1ZM23 142V141H22ZM25 142V141H24ZM40 142V141H39ZM57 142V141H56ZM64 142V141H63ZM68 142H69V145H73L74 144V146L76 145V142L77 141H73V140H68ZM68 142H66L67 143V145H68ZM91 142V141H90ZM112 142H114V140L112 141ZM111 142V143H112ZM125 142V143H126ZM176 142V141H175ZM197 142V141H196ZM216 142V141H215ZM214 142V143H215ZM5 143V142H4ZM3 143V144H4ZM41 143H42V141H41ZM52 143V142H51ZM65 143V144H66ZM71 143V144H70ZM81 143V142H80ZM79 143V144H80ZM87 143V142H86ZM104 143V142H103ZM102 143V144H103ZM122 143H124L123 141H122ZM124 143V144H125ZM126 143V144H127ZM198 143V142H197ZM204 143V142H203ZM220 143V142H219ZM1 144V143H0ZM11 144V145H12ZM15 144V143H14ZM19 144H21V142L19 143L18 142V144H16V146H18ZM23 144V143H22ZM33 145H34V143H32ZM31 144V145H32ZM63 144V143H62ZM65 144H63L64 146L62 147V145L60 146H55L54 144H53V147H51V148H47L48 146V144H44L46 147L45 148H43V147H40V146H32L33 148H26V149H29V153L27 152H24V150H23V153H24V156H23V160H29L31 163H32V165H30V166H33V165H35L36 167H38V168H44V167H48V170H49V167H51L52 165H55V163H60L61 165H68V164H71V162H73V161H76L77 162V160H81V159H84L82 156L84 155H82V152H79V151H76V150H74L73 148H71L69 145H68V147H65ZM89 144H92V143H89ZM98 144V143H97ZM114 145H115V143H113ZM112 144V145H113ZM5 145V144H4ZM40 145V144H39ZM51 145V144H50ZM82 145H83V143H82ZM81 144H80V146H82ZM117 145L119 146V144L117 143ZM193 145V144H192ZM0 146H2V145H0ZM7 146V148L10 146H8V145H6ZM5 146V147H6ZM23 146H25V144L23 145ZM22 145H21V147H23ZM26 146H30L29 144H26ZM90 146V145H89ZM99 146V145H98ZM101 146V145H100ZM124 146V145H123ZM171 146V145H170ZM173 146V145H172ZM202 146V145H201ZM213 146V145H212ZM3 147V146H2ZM1 147V148H2ZM15 147V146H14ZM31 147V146H30ZM70 147V148H69ZM76 147V146H75ZM83 147V146H82ZM81 147V148H82ZM84 147H85V145H84ZM115 147H117V146H115ZM215 147V146H214ZM11 148H12V146H11ZM19 148H20V146H19ZM24 148V147H23ZM22 148V149H23ZM87 148V147H86ZM101 148V147H100ZM104 148H107V147H104ZM114 148V147H113ZM46 149V150H45ZM78 149H79V145H78ZM91 149V148H90ZM109 149V148H108ZM175 149V148H174ZM173 149V150H174ZM195 149V148H194ZM205 149V148H204ZM222 149V148H221ZM2 150H4L3 148H2ZM12 150V149H11ZM19 149H18V147H17V149H16V155H17V153L18 152H20V150L18 151ZM45 150V151H44ZM91 150H94V148L93 149H91ZM115 150H117V149H115ZM167 150V149H166ZM203 150V149H202ZM9 151V150H8ZM22 151V150H21ZM87 151V150H86ZM88 151H89V149H88ZM96 151V150H95ZM101 151V150H100ZM169 151V150H168ZM181 151V150H180ZM4 152V154L7 152V150L6 151H3ZM3 152H2V154H3ZM12 152H14V150L13 151H10V154L12 153ZM98 152V151H97ZM103 152V151H102ZM102 152H101V154H102ZM104 152H105V150H104ZM106 152H109V150L108 151H106ZM112 151H110V153H111ZM163 152V151H162ZM173 152H175V151H173ZM214 152V151H213ZM0 153H1V151H0ZM7 153H9V152H7ZM15 153V152H14ZM26 153V154H25ZM90 153V152H89ZM114 153V152H113ZM117 153H115V154H117ZM164 153V152H163ZM168 153H170V152H168ZM205 153V152H204ZM208 153V152H207ZM2 154H0V155H2ZM4 154L2 155V156H4ZM161 154V153H160ZM171 154V153H170ZM203 154V153H202ZM7 155V154H6ZM9 155V154H8ZM16 155H12V156H16ZM19 155V154H18ZM23 155V154H22ZM21 155V156H22ZM103 155H105V154H103ZM150 155H147L148 157L150 156ZM169 155V154H168ZM181 155V154H180ZM207 155V154H206ZM226 155V154H225ZM20 156V157H21ZM86 156H88L89 157V155H86ZM91 156V155H90ZM100 156V155H99ZM111 156V155H110ZM121 156V155H120ZM130 156V155H129ZM1 157V156H0ZM17 157V156H16ZM16 157H14V159L13 160H15V158ZM115 157V156H114ZM145 157V156H144ZM8 159V158H10V157H5L4 159ZM107 158V157H106ZM109 158V157H108ZM116 158H117V155H116ZM127 158V157H126ZM125 158V159H126ZM147 158V157H146ZM154 158V157H153ZM156 158V157H155ZM211 158V157H210ZM2 159V158H1ZM18 159H19V157H18ZM21 158H20V160H22ZM86 159V158H85ZM110 159V158H109ZM119 159V158H118ZM120 159H121V157H120ZM119 159V161L117 160V163H116V165H120V164H123V163H125V161H127V160H123V159H121L120 160ZM150 159V158H149ZM167 159V161L169 160V161H171L172 159L171 158H166ZM186 159V158H185ZM201 159V158H200ZM218 159V158H217ZM10 160H12L11 158H10ZM10 160H7V161H9L10 162ZM17 160V159H16ZM15 160V161H16ZM96 160V159H95ZM94 160V161H95ZM116 160V159H115ZM143 160V159H142ZM142 160H141V162H142ZM146 159H144V161H145ZM151 160V159H150ZM153 160V159H152ZM160 160V159H159ZM158 160V161H159ZM194 160V159H193ZM207 160H208V158H207ZM214 160V159H213ZM1 161V160H0ZM29 161H28V163H29ZM83 163H84V161L83 160H81ZM80 161V162H81ZM97 161V160H96ZM110 161V160H109ZM112 161H114V160H112ZM106 162V160L104 159L103 161H97L96 163H98L97 165H94V166H97V168L98 169H100V171H104L103 173H104V175H102V176H100L99 177V175L98 176H96L97 178L99 177L100 179H97L95 176V178L94 177H85V179L82 177V178H79L78 180H77V182H78V184L76 185V183L75 182H73V183H70V182H68V183H70V184H73L74 185V187H84L86 190L87 189H89V193H87L86 195H84L83 197L84 198H86V197H90V195H95L96 194V198L98 199V200H100V201H102V202H107V204L109 203L110 204V206L109 207H105V208H101V209H99V208H97V209H93L92 211H91V209L89 208V210L91 211V216H89V218L88 217H86V218H84L85 216L84 215H82V216H84V217H75V216H73V215H78L79 213H77V214H73V215H69L70 217H71V220H70V222L69 223H66L65 221H63V222H65V223H62V220H64V218H62L61 217V219L62 220H60V222L58 221V219H57V214L56 215H54V214H51V213H49V211H46V212H43V213H45L46 215H44V216H42L41 215V213H37V218L36 219H38V221L35 219V221L33 222V223H35L34 225L35 226H31L32 227V230L30 229V231H29V234H31L32 233V236H33V238H35V239H33V240H36V241H38L37 243L39 244V247H38V245H36V247H38V248H41V249H39L40 251L38 252V253H40L39 254V258L41 259V262H38V259H36L37 260V262L38 263H33V259L32 260H30L29 258L31 257V256H33V255H31V253H29V255H31L30 257H29V255L27 256V254H26V256L27 257H25V255H23V258L25 257V258H28L29 259V261L31 262L32 261V263H30L29 261H27V260H25V259H20V260H18L17 258V260H15V259H10V258H0V264H43V263H47V261H48V263H50V264H224V262H221V258H222V260H223V258L225 257H223L222 256V254L226 251V250H230V251H234V253L236 254V256H237V258L236 259H230L232 256H229V255H227V253H226V255H227V257L229 258V260H228V258L226 259V260H228V261H233L232 262V264L234 263V261H236V264H252V263H254V262H256L255 261V259L257 258V256L259 255V257H261L260 255H262V254H260V250H263L262 248L264 247V226H262V227H259L258 225V227H257V229H256V232L255 231H251L250 229L249 230H247L246 228H245V226L243 227V226H240V225H238L237 223H235V221H234V223L235 224H237V225H235V226H232V222H229V224L231 223V225H229L230 227H227V224H226V222L224 223V221H222L223 219L225 220V217H227V214H226V212L225 211H223V210H220V208H219V210L218 209H213V208H210V207H208V206H202V205H197V206H194V207H184V206H182L180 203H178L177 201H179L178 199L180 198V196H179V198H178V196H177V198L178 199H175L174 197H168V196H166L165 195V193L166 192H168V186L170 185V183H171V181L173 182V180L175 179V182H179L182 186H190V187H192L191 185H193V184H195V182L196 181H199L200 182V180H198V179H200L201 177H208V179L207 180H204V179H202V182H205V184L207 185L208 183H210V180H209V178H212L215 174H216V176H221V175H217L218 173L220 174L222 171H223V168L221 167V165H212V164H210V162L209 163H207V162H204V163H202V164H195V166L194 165H190L189 164V168L187 169L186 168V170H182V169H178L177 167L175 168L174 167V165L171 163V162H165L163 165L162 164H159V163H157V162H148V163H146L145 164V167L146 168H143V170H145V171H143L142 173H139L138 171H132V170H130V169H128V168H126V167H124L123 166V168L122 169H120V168H117V166H114V162ZM154 161V160H153ZM181 161H183V160H181ZM186 161V160H185ZM187 161H188V159H187ZM204 161V160H203ZM220 161V160H219ZM223 161V160H222ZM5 161H3V162H1V163H4ZM17 162H18V160H17ZM21 162H27V161H21ZM21 162H19L20 164H21ZM86 162V161H85ZM88 162V161H87ZM86 162V163H87ZM116 162V161H115ZM130 162V161H129ZM161 162V161H160ZM224 162V161H223ZM92 163H94V162H92ZM131 163V162H130ZM129 163V165L128 166H132V164H130ZM187 163H189V162H187ZM214 163V162H213ZM217 163V162H216ZM5 164V163H4ZM4 164L2 165V167L4 166ZM8 164V163H7ZM16 164V163H15ZM14 164V165H15ZM27 164V163H26ZM30 164V163H29ZM81 164V163H80ZM79 164V165H80ZM90 164V163H89ZM215 164V163H214ZM1 165V164H0ZM8 165H10V164H8ZM12 165V164H11ZM17 165V164H16ZM15 165V166H16ZM75 165V164H74ZM81 165H83V164H81ZM91 165V164H90ZM126 165V164H125ZM187 165V164H186ZM19 166H22V165H19ZM19 166H17V168L19 167ZM23 166H25V164L23 165ZM29 166V167H30ZM77 166V165H76ZM84 166V165H83ZM138 166V165H137ZM136 166V167H137ZM252 166V165H251ZM7 167V169H8V166H6ZM6 167L4 166V168L6 169ZM26 167V166H25ZM29 167H27V168H29ZM35 167V168H36ZM69 167H71L70 165H69ZM91 167V166H90ZM3 168V169H4ZM10 168V167H9ZM15 168V167H14ZM26 168V169H27ZM55 168V167H54ZM57 168V167H56ZM54 169V170H57L58 171V169ZM87 168V167H86ZM134 168V167H133ZM226 168V167H225ZM0 169H2V168H0ZM11 169H13L12 167H11ZM10 169V170H11ZM19 169L21 170V168L19 167ZM23 169H24V167H23ZM33 169H34V167H33ZM51 169V168H50ZM138 169H140V168H136V170H138ZM257 169V168H256ZM25 170V169H24ZM31 170H32V168H31ZM34 170H37L38 171V169H34ZM46 170V169H45ZM47 170V171H48ZM92 170H94V167H93V169ZM142 170V169H141ZM231 170V169H230ZM233 170V169H232ZM1 171V170H0ZM8 171V174L10 173L11 174V176H13L14 175V177L13 178H15L16 176H15V174H13V172L15 173L16 172V170L15 171H12V173H11V171H9V169L7 170ZM33 171V170H32ZM37 171H34V172H37ZM59 171H60V169H59ZM72 171V170H71ZM71 171H69V172H71ZM74 171V170H73ZM87 171V170H86ZM99 171V170H98ZM99 171V173H101ZM227 171V170H226ZM2 172H4V171H2ZM1 172V173H2ZM19 172H22V171H19ZM45 172V171H44ZM49 172H52V170H50ZM48 172V173H49ZM63 172V171H62ZM77 172V171H76ZM78 172L79 173H81V172H84V170H78ZM77 172V173H78ZM87 172H90V171H87ZM93 172V171H92ZM124 172H128L127 173V175H124ZM141 172V171H140ZM5 173V172H4ZM16 173H18V171L16 172ZM41 173V172H40ZM47 173V174H48ZM54 173V172H53ZM95 172H93V173H91V174H94ZM226 173V172H225ZM241 173V172H240ZM7 174V173H6ZM10 174H9V176H10ZM13 174V175H12ZM50 174V173H49ZM55 174V173H54ZM59 174V173H58ZM58 174H56V175H58ZM65 174V173H64ZM71 174V173H70ZM89 174V173H88ZM227 174V173H226ZM1 175H4V174H1ZM19 175V174H18ZM23 175V174H22ZM27 175V174H26ZM30 175V174H29ZM33 175V174H32ZM40 175V174H39ZM38 175V176H39ZM45 176H46V174H44ZM44 175H43V177H44ZM34 176V175H33ZM52 176V175H51ZM51 176H49V178L51 177ZM65 176H68V174H65ZM74 176V175H73ZM86 176H88L87 174H86ZM89 176H92V175H89ZM215 176V177H216ZM224 176V175H223ZM226 176V175H225ZM1 177V176H0ZM3 177V176H2ZM5 177V176H4ZM28 177V176H27ZM57 177V176H56ZM56 177H54V178H56ZM60 177V176H59ZM76 177V176H75ZM80 177H81V175H80ZM7 178H9L8 176H7ZM12 178V177H11ZM10 178V179H11ZM13 178H12V181H13ZM21 178L23 179V176H21ZM31 178V177H30ZM29 177H28V179H30ZM34 178V177H33ZM46 178H47V176H46ZM63 178H65L64 176H63ZM72 178H74V177H72ZM78 178V177H77ZM77 178H75V179H77ZM173 179V180H171L170 182H169V179ZM2 179V178H1ZM1 179H0V181H1ZM4 179V178H3ZM6 179V178H5ZM10 179H9V181H10ZM16 179V178H15ZM14 179V180H15ZM17 179H19V177L17 178ZM48 179V178H47ZM51 180H47L46 181V179H45V181L43 182L44 184H47V186L48 187H50L51 188V184H53L52 183V180H53V178H50ZM215 179H217V178H215ZM8 180V179H7ZM39 180H41V178L39 179ZM38 180V181H39ZM59 180V179H58ZM57 180V181H58ZM67 180V179H66ZM177 180V181H176ZM209 180V181H208ZM213 180V179H212ZM224 180V179H223ZM20 181V180H19ZM19 181H17V182H19ZM23 181V180H22ZM21 181V182H22ZM25 181V180H24ZM28 181V180H27ZM42 181H43V179L40 181V183H42ZM54 182L56 181V180H53ZM56 181V182H57ZM70 181V180H69ZM72 181H74V179L72 180ZM76 181V180H75ZM208 181V182H207ZM214 181V180H213ZM216 181V180H215ZM214 181V182H215ZM5 182H7L6 180H5ZM11 182V181H10ZM16 182V181H15ZM16 182V183H17ZM37 182V181H36ZM46 182V183H45ZM55 182V183H56ZM62 182H64V181H61V183ZM177 182V183H178ZM240 182V181H239ZM11 183H13V182H11ZM39 183V182H38ZM58 183V182H57ZM65 183V182H64ZM75 183V184H74ZM176 183V184H177ZM178 183V184H179ZM233 183H234V180H233ZM3 184V183H2ZM5 184V183H4ZM9 184V183H8ZM8 184H6L7 186H8ZM18 184H21L20 182L18 183ZM67 184V183H66ZM171 184H174V183H171ZM200 184V183H199ZM198 184V185H199ZM230 184V183H229ZM11 185V184H10ZM9 185V186H10ZM14 184H12V186H13ZM37 185V184H36ZM57 185V184H56ZM61 185V184H60ZM68 185V184H67ZM73 185H71V186H73ZM76 185V186H75ZM197 185V184H196ZM5 186V185H4ZM12 186H11V189H12ZM18 186V185H17ZM21 186V185H20ZM66 186V185H65ZM194 186V185H193ZM208 186H210V185H208ZM213 186V185H212ZM212 186H210V187H212ZM216 186H217V183H216ZM1 187V186H0ZM19 187V186H18ZM43 187V186H42ZM53 188H55L54 186H52ZM69 187V186H68ZM172 187V186H171ZM189 187V188H190ZM199 188H200V186H198ZM5 188V187H4ZM4 188H3V190L2 191H0V192H3L4 191ZM16 188V187H15ZM31 188V187H30ZM29 188V189H30ZM35 188V187H34ZM33 188V191L35 190ZM56 188H57V186H56ZM84 188H83V190H84ZM196 188V187H195ZM194 188V189H195ZM207 188V187H206ZM215 188V187H214ZM223 188V187H222ZM6 189H7V191H9V192H11L10 191V188H7L6 187ZM9 189V190H8ZM14 189V188H13ZM12 189V190H13ZM19 189V188H18ZM28 189V190H29ZM49 189V188H48ZM52 189V188H51ZM59 189V188H58ZM58 189H55V192H56V190H58ZM73 189V188H72ZM81 189V188H80ZM79 189V190H80ZM177 189H178V187H177ZM186 189V188H185ZM194 189H193V191H194ZM208 189V188H207ZM211 189V188H210ZM216 189V188H215ZM214 189V190H215ZM247 189V188H246ZM15 190H17V189H15ZM15 190H14V194H15ZM20 190H21V188H20ZM26 190V189H25ZM24 190V191H25ZM32 190V189H31ZM37 190V192L39 191V189H36ZM69 190V189H68ZM190 190V189H189ZM198 190V189H197ZM203 190H205V189H203ZM220 190V189H219ZM260 190V189H259ZM7 191H5V193L7 192ZM21 191H23V190H21ZM20 191V192H21ZM30 191V190H29ZM28 191V192H29ZM41 191V190H40ZM45 191H47V190H45ZM48 191H50V190H48ZM47 191V193H44V195H48L49 194V192ZM60 191V190H59ZM59 191H57L58 192V195H59ZM61 191H62V189H61ZM176 191V190H175ZM199 191V190H198ZM209 191V190H208ZM211 191V190H210ZM229 191V190H228ZM236 191V190H235ZM234 191V192H235ZM241 191V190H240ZM246 191V190H245ZM18 193H19V190L17 191ZM32 192V191H31ZM51 192V191H50ZM67 192V191H66ZM84 192H85V190H84ZM204 192H206V191H204ZM218 192V191H217ZM223 192H225V191H222V194H223ZM22 193V192H21ZM43 192H41V194H42ZM54 193V192H53ZM83 193V192H82ZM184 193H186V192H184ZM198 193V192H197ZM213 193V192H212ZM242 193V192H241ZM8 194H10V195H12L11 193H8ZM17 194V193H16ZM52 194V193H51ZM54 194H56V193H54ZM168 194V193H167ZM206 194V193H205ZM234 194V193H233ZM10 195H6V196H10ZM17 195H20V193L19 194H17ZM23 195H24V192H23ZM29 195V194H28ZM34 195H36V194H34ZM39 195V194H38ZM43 195V194H42ZM57 195V196H58ZM110 195H112V197L110 196ZM113 195L115 196L116 195V197H121L122 199H118V200H125V203H124V205H122V206H124V208L123 209H125V210H127L128 211V215H127V217H125V216H123V215H121L118 211H117V209H116V207L117 206H119L120 205V202L118 203V200L115 198V197H113ZM171 195V194H170ZM173 195V194H172ZM196 195V194H195ZM198 195V194H197ZM207 195H208V193H207ZM221 195V194H220ZM219 195V196H220ZM237 195V194H236ZM247 195V194H246ZM0 196H1V194H0ZM6 196H5V198H6ZM13 196V195H12ZM12 196H10V198H12ZM16 195H14V197H15ZM21 196H22V194H21ZM32 196H33V194H32ZM37 196V195H36ZM41 196V195H40ZM50 196V195H49ZM52 196V195H51ZM60 196V195H59ZM175 196H176V194H175ZM184 196V195H183ZM182 196V197H183ZM190 196V195H189ZM206 196V195H205ZM212 196V195H211ZM251 196V195H250ZM1 197H3V196H1ZM7 197V198H8ZM23 197H25V196H23ZM29 197H30V195H29ZM35 197V196H34ZM39 197V196H38ZM44 197V196H43ZM182 197H181V201H183L182 200ZM216 197V196H215ZM264 197V196H263ZM5 198H3L4 200H5ZM28 198V197H27ZM32 198V197H31ZM41 198V197H40ZM49 198V197H48ZM57 198V197H56ZM63 198V197H62ZM158 198L161 200V199H163L164 200V202L166 203L165 204V206L164 207H157V209H155V210H152L151 211V209H148V208H146V207H148V205H150V202H152V199L154 200V199H156V200H158ZM202 198H204V197H202ZM210 198V197H209ZM220 198V197H219ZM240 198V197H239ZM3 199H2V201H1V203L2 202H4L5 203V205L6 204H10L11 203V206H9V207H12V202H10V203H7V200L9 199H7L6 200V202L5 201H3ZM13 199H15L16 200V198H13ZM23 200H24V198H22ZM33 199V198H32ZM45 199V198H44ZM59 199V198H58ZM64 199V198H63ZM67 199V198H66ZM83 199V198H82ZM81 199V200H82ZM116 199V200H115ZM189 198H187V200H188ZM222 199V198H221ZM20 200V199H19ZM50 200H51V198H50ZM50 200L49 201H47L48 203H46V206H49L50 204L49 203H52V202H54V200L52 201V202H50ZM56 200V199H55ZM78 200V199H77ZM151 200V201H150ZM187 200H186V202H187ZM212 200H213V198H212ZM236 200V199H235ZM10 201V200H9ZM13 201V200H12ZM31 201V200H30ZM34 203H35V201L34 200H32ZM32 201H31V203H32ZM42 201H44V203H45V200H42ZM68 201V200H67ZM78 201H80V200H78ZM83 201V200H82ZM95 201V200H94ZM190 201H193V200H190ZM205 201H207V200H205ZM246 201V200H245ZM14 202V201H13ZM25 202V201H24ZM23 202V203H24ZM27 202H29V201H27ZM70 202V201H69ZM73 202V201H72ZM74 202H76L75 200H74ZM84 202V201H83ZM124 202V201H123ZM160 202V201H159ZM163 202V201H162ZM196 202V201H195ZM224 202V201H223ZM26 203V202H25ZM57 203H60V202H57ZM96 203V202H95ZM182 203V202H181ZM184 203H185V201H184ZM188 203V202H187ZM186 203V204H187ZM192 203V202H191ZM194 203V202H193ZM207 203V202H206ZM250 203V202H249ZM255 203V202H254ZM14 204V203H13ZM22 204V203H21ZM33 204V203H32ZM31 204V205H32ZM42 204H43V202H42ZM63 204V203H62ZM99 204H101V203H99ZM106 204V205H107ZM108 204V205H109ZM152 204V203H151ZM155 204V203H154ZM195 204V203H194ZM202 204V203H201ZM211 204V203H210ZM210 204H209V206H210ZM1 205H3V204H1ZM53 206H57V204L55 205V204H52ZM59 205V204H58ZM97 205V204H96ZM103 205V204H102ZM160 205V204H159ZM190 205V204H189ZM192 205V204H191ZM190 205V206H191ZM213 204H211V206H212ZM248 205V204H247ZM246 205V206H247ZM27 206H30V205H27ZM42 206V205H41ZM44 206H45V204H44ZM46 206H45V208H46ZM99 206V205H98ZM104 206H105V204H104ZM122 206H120V207H122ZM193 206V205H192ZM221 206V205H220ZM227 206V205H226ZM2 207V206H1ZM0 207V208H1ZM4 207V206H3ZM5 207H7V206H5ZM9 207H8V209H9ZM50 207H51V205H50ZM76 207V206H75ZM225 207V206H224ZM40 208V207H39ZM43 208V207H42ZM83 208H84V206H83ZM87 208V207H86ZM88 208L86 209V210H88ZM96 208V207H95ZM227 208V207H226ZM260 208V207H259ZM4 209V208H3ZM2 209V210H3ZM41 209V208H40ZM39 209V210H40ZM47 209V208H46ZM49 210H50V208H48ZM51 209H53V208H51ZM55 209V208H54ZM58 209V208H57ZM56 209V210H57ZM62 209V208H61ZM60 209V210H61ZM68 209V208H67ZM1 210V211H2ZM5 210V209H4ZM34 210H38V209H34ZM33 210V211H34ZM64 210V209H63ZM122 210V208L120 209V211ZM231 210V209H230ZM229 210V211H230ZM59 211V210H58ZM57 211V212H58ZM62 211V210H61ZM76 211H78V210H76ZM126 211V212H127ZM250 211V210H249ZM68 212V211H67ZM125 212V211H124ZM1 213V212H0ZM7 212H5V214H6ZM9 213V212H8ZM7 213V214H8ZM69 213V212H68ZM72 213V212H71ZM75 213V212H74ZM3 214H4V212H3ZM10 214H11V212H10ZM32 214H34V213H32ZM60 214V213H59ZM29 215V214H28ZM31 215V214H30ZM36 214H34V215H32V216H35ZM60 215H62V214H60ZM67 215V214H66ZM65 215V216H66ZM130 215V216H129ZM12 216H14V215H12ZM17 216H18V214H17ZM22 216V215H21ZM20 216V217H21ZM64 216V217H65ZM129 216V217H128ZM10 217V216H9ZM6 218V217H5ZM14 218V217H13ZM12 218V219H13ZM22 218H23V216H22ZM33 218V217H32ZM58 218H60V217H58ZM69 218V217H68ZM215 218H217V219H219V220H221L222 222L221 223H215V224H213L214 223V219ZM232 218L233 217H231V220H232ZM8 219V218H7ZM25 219H27L26 217H25ZM212 219H213V223L211 222L212 221ZM227 219L228 218H226V221H227ZM5 220V219H4ZM14 220H16V221H19V223H22V224H24V222H25V220H24V218L23 219H20L19 217H17L16 218V216H15V218H14ZM13 220V223L15 222ZM32 219H30V221H31ZM65 220L68 222V220H67V218H65ZM218 220V221H219ZM248 220V219H247ZM8 221V220H7ZM28 221V220H27ZM228 221H229V219H228ZM262 221V220H261ZM10 222V221H9ZM8 222V223H9ZM12 222V221H11ZM11 222H10V224H11ZM216 222H217V220H216ZM1 223V222H0ZM8 223L6 224V225H8ZM16 223V222H15ZM228 223V222H227ZM238 223H239V220H238ZM241 223V222H240ZM21 224V225H22ZM26 224H28V222L26 223ZM30 224V223H29ZM28 224V225H29ZM31 224H32V221H31ZM3 225H4V223H3ZM3 225L1 226V227H3ZM16 226H18V224L16 223L15 224ZM15 225H13V226H15ZM20 225V224H19ZM251 225V224H250ZM9 227H10V225H8ZM7 226V227H8ZM27 226V225H26ZM29 226V227H30ZM5 227V226H4ZM3 227V228H4ZM7 227H5L6 228V230H7ZM11 227H12V224H11ZM20 227V226H19ZM22 227H24V225L22 226ZM28 227V226H27ZM27 227H26V229H27ZM28 227V228H29ZM254 227V226H253ZM2 228V229H3ZM21 228V227H20ZM19 228V229H20ZM256 228V227H255ZM25 229V230H26ZM5 230V229H4ZM10 230V229H9ZM13 230H14V228H13ZM16 230L17 231H19L17 228H16ZM22 230H23V228H22ZM8 232H10V231H8ZM11 232H12V230H11ZM20 232H21V229H20ZM25 232V231H24ZM21 233H23V232H21ZM28 232H26V234H27ZM12 234V233H11ZM25 234V233H24ZM25 234V235H26ZM2 235H3V233H2ZM7 235V234H6ZM19 235H21V234H19ZM0 236H1V233H0ZM8 236H10V235H8ZM30 236V235H29ZM31 236V237H32ZM101 236H103V238H106L107 240L110 238V240L112 239H114L113 241H115V238H117V237H123V238H128L129 239V241L128 242H126V243H124V244H122L119 248H116V247H111V248H106V249H108V251H106L105 252V250L103 251V250H101V244L99 245L98 244V242H100V241H98V240H106V239H100L99 237H101ZM227 236H229L230 238H231V236L232 237H235V238H237V239H235V241H231L233 238H229L230 239V241H228L227 239ZM2 238H3V236H1ZM11 237V236H10ZM9 237V238H10ZM13 237V236H12ZM226 237V238H225ZM24 238H26V236L24 237ZM24 238H21V236H20V238L18 239V240H20V242L21 243H23V241L24 242H26V243H29V241L27 240V238L26 239H24ZM102 238V237H101ZM3 239H5V238H3ZM2 239V240H3ZM6 239H8V238H6ZM5 239V240H6ZM10 239H12V238H10ZM10 239L8 240V242L10 241ZM13 239H15V238H13ZM12 239V240H13ZM118 239V238H117ZM1 240V239H0ZM106 240V241H107ZM121 240V239H120ZM28 241V242H27ZM98 241V242H97ZM7 242V241H6ZM111 242V241H110ZM3 243H4V241H3ZM11 243V241L9 242V244ZM17 243V242H16ZM20 243V244H21ZM101 243V242H100ZM103 243V242H102ZM105 243V242H104ZM116 243H117V241H116ZM6 244V243H5ZM19 244V245H20ZM111 244H113V243H111ZM12 245H13V243H12ZM16 245V244H15ZM19 245H17V246H19ZM117 245V244H116ZM10 246H11V244H10ZM22 246V245H21ZM100 246V247H99ZM118 246V245H117ZM3 247V246H2ZM16 247V246H15ZM15 247L14 246H12V248H14L15 249ZM11 248V249H12ZM99 248V249H98ZM19 247H17L15 250H17V251H19ZM27 249V248H26ZM25 249V250H26ZM32 249V248H31ZM246 249V250H245ZM243 250V251H242ZM248 250V251H247ZM1 251V250H0ZM22 251H24L23 249H22ZM21 251V252H22ZM264 251V250H263ZM1 252H3V250L1 251ZM14 254H15V252L14 251H12ZM20 252V253H21ZM25 253H26V251H24ZM23 252V253H24ZM32 252V251H31ZM36 252V251H35ZM35 252H32V253H35ZM227 252V251H226ZM240 252L242 253V254H240ZM243 252H249V253H251L253 256L252 257H250L251 258V260H250V258H249V256H251L250 254H249V256L248 255H243L244 253ZM20 253H17L18 255L20 254ZM22 253V254H23ZM28 253V252H27ZM229 254H231L230 252H228ZM263 253V252H262ZM11 255L9 256V257H11L13 254L12 253H10ZM225 254V253H224ZM233 254V253H232ZM1 255H3V254H1ZM0 255V256H1ZM16 255V254H15ZM18 255H17V257H18ZM36 255V254H35ZM263 255H264V253H263ZM235 256V255H234ZM244 256V257H243ZM13 257H14V255H13ZM35 257V256H34ZM38 257V256H37ZM254 257V258H253ZM263 257V256H262ZM15 258V257H14ZM36 258V257H35ZM259 260H260V258H258ZM250 260V261H249ZM263 260H264V258H263ZM262 260V261H263ZM225 261V260H224ZM227 261V262H228ZM261 261V260H260ZM36 262V261H35ZM231 262H229V263H227V264H231ZM45 263V264H46ZM226 263V262H225ZM258 263V262H257ZM255 264V263H254Z\"/></svg>",
  "mask_w": 264,
  "mask_h": 264
}]
</instances>
